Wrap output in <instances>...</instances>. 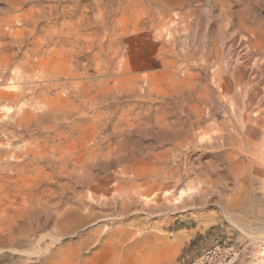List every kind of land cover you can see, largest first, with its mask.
<instances>
[{
	"label": "rangeland",
	"instance_id": "obj_1",
	"mask_svg": "<svg viewBox=\"0 0 264 264\" xmlns=\"http://www.w3.org/2000/svg\"><path fill=\"white\" fill-rule=\"evenodd\" d=\"M21 1V2H20ZM48 1V2H47ZM53 0H27V2H26V0H0V35L1 34H3V35H1L0 36V60H1V62H0V71L1 72H3V70H4V72H3V76H2V78L0 77V83H2L3 81H5L4 82V84H2V85H0V90H1V93H0V109H3V110H5V109H8V108H15V107H17L18 105H20V103H21V100L19 101V97H17L14 93L16 92V89H17V87L19 86V85H21L20 83L17 85L16 83H15V81H17L18 79H19V81L21 80L20 79V74L18 73V72H15L16 70H15V68H14V65H15V62L17 63V61H20L21 59L19 58V57H22V53L24 52V50H26L28 47H32V44H33V42L34 41H36V40H40L41 41V39H42V37H47V35H48V37L49 36H52V35H55V32H58V31H61L62 30V28H64V30H62L61 32H64V34H66V35H72V36H74L76 33H77V31L81 28V29H83V31H84V28H85V31L83 32L81 29H80V31H78V34L77 35H75L74 36V38H76V37H80V40H81V42L84 40V41H86V44H90L88 47L90 48H92L93 47V49H91V50H93V51H95L97 48H99V49H101V50H99V49H97L95 52H91V50L90 49H88V56L86 55V57H87V61H88V63H90V65L91 66H93V63L95 64V62L98 64V65H100V67H102V68H104L103 70H105V71H109V70H113V69H115V66H117L118 68H120V66L119 65H122V62H121V60H124V61H127V60H130L131 62H133L136 66H140V67H149L148 68V70L147 71H145V72H143L145 75L147 74V77H146V79H145V81H144V83H143V85H141V83H139V84H137L136 82L135 83H133L132 81H131V83H130V81L128 82V81H126V82H124V83H122V87H121V89H113V90H107V89H104L103 91H102V93L100 92V93H98V94H100V95H96L95 97H93V99L91 100H88L89 102H93V103H99V105H97L98 107V110H96L95 112H91L90 114H91V116H94V115H97V117L95 118V119H97V122L99 121L100 122V120H101V122L99 123L98 122V124L99 125H97L96 124V130H94V129H92V130H94V131H90L89 133H93V135H89V136H91L92 137V139L90 138V137H88V138H90L89 139V141H92V142H89V147H91L92 146V144H94V146H92V147H95L96 148V151L94 152V150H95V148H92V150H91V148H90V152H91V158L93 157V159H89L87 162H86V164L84 165V166H77V168H76V166H71V168L72 169H74V171H72V169L71 168H69L70 166H67V167H65V168H67V169H65L64 167L62 168V166H60V165H57V164H53L52 163V165H51V162L49 163V162H46V163H44V161H41L40 162V164L38 165V163H39V161H37L38 163H36L35 161H32V163L33 162H35L36 163V166H35V164L33 163H31V162H29V161H21V160H23L22 158H17V159H12L13 160V162H12V160L11 161H7L8 163H7V165H6V161L5 162H3V161H0V165H2V167H0L1 169H0V200L3 202V205H2V202H1V204H0V209H2V207L1 206H4L3 207V209L2 210H0V214L1 213H4V214H1L0 216V222L1 221H4V223L3 222H1L2 224L0 225L1 226V228H0V264H32V262H34L33 264H36V262L35 261H27L26 260V257H25V255H24V251H25V245H29L30 243L28 242V240L30 241V242H33L34 240H35V243H36V241H37V239L39 238V236L40 235H42V233L43 234H46V233H49V232H52L54 229H55V226H54V224H55V220H56V218H57V211H58V209H60L59 207L61 206V208H62V205H63V203H59V202H63V201H65V200H67V202L68 203H70V202H72L74 199H76V200H74V201H76L77 202V204L78 203H80L81 202V200H84L85 198L83 197V199L81 198L82 197V192H81V190L82 191H84L85 189H83V188H81V183L82 182H84V179H85V182L88 180V181H90V182H92V181H98V180H103V179H106V178H110L111 176H112V173L114 172V171H116V169L117 170H119V168H121L120 166H118V164L119 165H121L122 164V167L124 166V165H126V164H129V163H138V165L140 166V167H142V164H143V170H144V172H143V176H144V179L143 180H145L146 179V177H149L150 176V180H149V178L148 179H146V180H149L150 182V185H149V187L148 186H145V189H148L149 188V191H150V194H151V196H153L154 197V199H153V201H151L150 202V204H149V206H144V207H142V205H141V207H140V204H139V207H137V208H139V209H137V211L139 212V214L140 215H138V212L136 211L135 212V214H131V215H129V217L130 216H133V217H130L129 219L130 220H124L123 219V222L124 221H126V222H131L132 224H124V223H126V222H124V223H114V226L116 225V227H122V228H126V229H130L131 227H130V225L132 226V228H134V229H130V230H132L133 232H135V231H138L139 230V228H140V230H144L145 232H149V233H151V234H157L158 236H159V238H157L158 240H154V242H151V243H148V242H146L147 243V246H146V244H143L142 246H137L133 251H130V253L129 252H127L126 251V249L124 248L123 249V256L124 257H126L127 258V262H128V264H135V263H137V264H196L197 263V261H198V258L201 256V254L203 253V251L204 250H207L208 248H210L213 244H220V245H222V250L224 251V252H227V253H229V255H230V257H231V261H232V264H263V262H264V259L262 258V256H263V253H264V250H263V247H264V244H262L260 241H258V240H256V239H251L249 236V234L247 233V232H242V229L240 230V226H245L248 230H253V231H256L260 226H261V224L263 225L264 224V203H263V201H264V196H263V194L261 193L262 191L260 190V187H261V182H260V180L262 179L260 176H258V175H256V174H253V175H250V177H249V175L247 176V178L246 179H244L243 178V182L241 181L240 182V177H241V175L240 174H242V171H243V169H244V167H243V162H245L244 160L248 157V155H247V151H246V147L248 146V145H246L248 142H247V140H246V137H249V135H250V137L249 138H253V139H255L256 140V138L254 137V135L253 134H250L249 133V126H248V124L249 125H253L254 126V124H255V126H257V123L259 124V126L260 125H264V97H263V95H264V87H263V85H264V62H263V60H264V52L261 50L260 52L261 53H259L258 52V54H260V55H258L257 53H255V51L256 50H258L257 49V46H252L251 48H245V46H243V45H241L242 43H244V41H242L243 39H242V33H240V31L241 30H239V28H240V26H242V25H240L241 23L240 22H237L238 20H237V18L238 17H241V16H243V14H244V10H245V12H246V16L245 17H249L248 15H253V14H255L256 13V15L258 14V16H261L262 17V19L264 18V2L263 1H259L258 2V0H257V2L259 3L258 5H257V3L255 2V0H253L254 2V4H255V6H256V8H255V6L253 5V3L251 4V2L252 1H250V0H216V1H214V0H179V1H177V0H143V1H145L144 3H143V1H141V0H60V1H58L57 2V0L56 1H53ZM90 1V2H89ZM110 3V4H108V6H110L111 4H113L114 2L116 3H114L113 5H111V6H115V7H110V9H109V7L106 5L108 2ZM112 1V2H111ZM117 1L119 2V3H117ZM121 1V2H120ZM123 1H126V2H124L123 3ZM137 1H139V2H137ZM190 1V2H189ZM192 1V2H191ZM197 1L198 2H200L199 4L197 3ZM218 1V2H217ZM223 1V2H222ZM232 1L234 2V3H232ZM22 2H24V3H22ZM103 2V3H102ZM141 2H142V4H141ZM172 2V3H171ZM174 2H177L176 4L174 3ZM181 2H183V4L181 3ZM221 2V3H220ZM230 2V3H229ZM238 2H240L239 4H238ZM263 2V3H262ZM17 3H18V5H17ZM29 5H28V4ZM64 3V4H63ZM67 3V5H66V9H68L67 10V12H66V10H65V4ZM121 3V4H120ZM138 3H140L141 5H143L144 4V6H141L140 4L138 5ZM150 3H152V4H150ZM156 3V4H155ZM158 3V4H157ZM171 3V4H170ZM185 3H186V5H185ZM193 3V4H192ZM225 3V4H224ZM237 3V4H236ZM261 3H262V5H261ZM52 4H53V6H52ZM63 4V5H62ZM138 5V6H132V5ZM227 4H228V6L229 7H226L227 6ZM16 5V6H15ZM21 5H22V7H21ZM26 5H28V6H26ZM49 5V6H48ZM60 5H61V7H60ZM78 5V6H77ZM89 7H87V6ZM102 5H104V6H102ZM118 5V6H117ZM131 5V6H130ZM150 5H153V7L151 6V8L149 7ZM155 5V6H154ZM172 5V6H171ZM188 5V6H187ZM219 5V6H218ZM223 5V6H222ZM230 5H231V7H230ZM248 5V6H247ZM253 5V6H252ZM11 6H13L12 8H11ZM15 6V7H14ZM54 6H56V8H58V9H56V8H53ZM68 6V7H67ZM87 8H86V7ZM91 6H93V7H91ZM100 6V7H99ZM127 6H129L128 8H127ZM141 6V7H140ZM148 7V8H150V9H148V8H146V7ZM178 6H181V7H178ZM187 6V7H186ZM190 6V8H188ZM218 6V9L216 8ZM62 7H63V9H62ZM70 7V8H69ZM74 7H75V9H74ZM81 7V8H80ZM83 7H84V9H83ZM96 7V8H95ZM108 7V8H107ZM133 7V8H132ZM175 7V8H174ZM178 7V9H176ZM193 9H192V8ZM221 9H223V10H221ZM225 7V8H224ZM234 7V8H233ZM235 7H236V9H235ZM248 8V10H247V8ZM263 7V9H261V12H260V8H262ZM22 8L24 9V10H22ZM28 8V9H27ZM99 8V9H98ZM101 8H102V10H101ZM129 8H131L130 10H129ZM143 8V9H142ZM146 8V9H145ZM155 8V10H153ZM170 8H172V9H170ZM182 8V10H180ZM184 8V9H183ZM232 8V9H231ZM259 8V9H258ZM59 9H61V10H63L62 12L63 13H60V11L61 10H59ZM69 9H70V11H69ZM81 9H83L85 12H84V14L86 15V17H88V18H86V17H84L85 15L84 14H82L83 13V10H81ZM85 9H92V10H87V12H86V10ZM107 9V10H106ZM113 9V10H112ZM145 9V10H144ZM152 9V12L154 13H148V14H151V15H148L145 11L147 10V11H150ZM211 9H213L212 11H211ZM217 10V11H215V10ZM229 9V11H227V10ZM239 9V10H238ZM244 9V10H243ZM54 10H55V12H57V14L54 12ZM78 10V11H77ZM99 10H101L100 12H99ZM116 10V11H115ZM141 10H142V12H141ZM171 10V11H170ZM177 10H179V12L177 11ZM185 10V11H184ZM188 10V11H187ZM230 10L232 11L233 10V12H235V13H233V14H231L230 13ZM236 10V11H235ZM254 12H253V11ZM26 11H27V13H28V15H29V17H28V15H26L27 13H26ZM59 11V12H58ZM77 13H79V14H76V12ZM81 11V12H80ZM92 11V12H91ZM106 13H109V14H106ZM112 11H113V13H112ZM120 11L122 12V14L120 13ZM128 11V12H127ZM131 11V13H129ZM134 11V13H132ZM145 13H144V12ZM209 11H211V12H209ZM220 11V12H219ZM243 11V12H242ZM95 12V13H94ZM116 12V13H115ZM128 14H127V13ZM137 12H139V13H141L140 15H142L143 16V14H144V17L142 18V16H141V18H142V20H140V21H142V22H140L139 21V18H140V15H138V14H135V13H137ZM165 13V15L166 16H164V13ZM173 12V13H172ZM178 12V13H177ZM226 12H228V13H226ZM249 14H248V13ZM259 12V13H258ZM24 13H25V15H24ZM31 13V14H30ZM59 13V14H58ZM91 14V16L90 15H88V14ZM118 13H119V15L120 16H118ZM127 15H126V14ZM176 13V14H175ZM186 13V14H185ZM194 13V14H193ZM224 13V14H223ZM240 13V14H239ZM261 13V14H260ZM39 14V15H38ZM42 14V15H41ZM51 14V15H50ZM55 14V16L53 17V15ZM60 14H61V17H60ZM67 14V15H66ZM103 14V15H102ZM104 14H106L105 15V18H104ZM113 14V15H112ZM118 16H116V15ZM130 14H131V16H130ZM133 14H135L136 16H134ZM148 16H147V15ZM178 14V15H177ZM193 14V15H192ZM214 14V15H213ZM228 14V15H227ZM230 14H231V16H230ZM260 14V15H259ZM35 15V19L33 18V16ZM37 15H38V17L40 18H38L37 17ZM59 15V16H58ZM63 15V16H62ZM76 15V16H75ZM77 15H78V18H75V17H77ZM81 15H83V16H81ZM130 17H132V18H130ZM154 15V16H153ZM172 15V16H171ZM175 15H177V16H175ZM26 16L28 17L27 19H26ZM30 16H31V18H30ZM58 16V17H57ZM66 18H65V17ZM75 16V17H74ZM80 16V17H79ZM109 16H110V18H109ZM123 16V17H122ZM127 16H128V18H127ZM134 16V17H133ZM151 16V18H149L148 19V17H150ZM155 16H156V18H155ZM160 16V17H159ZM179 16V17H178ZM219 16H220V18H219ZM250 16V17H251ZM46 17V18H45ZM56 17V18H55ZM83 17V18H82ZM91 17H93V18H91ZM98 19H97V18ZM116 17L118 18V21H116L117 19H116ZM125 17V18H124ZM154 17V18H153ZM169 17H170V19H169ZM172 17V18H171ZM183 17V18H182ZM188 17V18H187ZM199 17V18H198ZM209 17V18H208ZM230 17V19H227V18H229ZM235 19H234V18ZM21 18L23 19L22 21H20L21 20ZM62 18H64V21L62 22V23H60V19ZM78 21V19L79 18H81V20L82 21H85L84 19H86L87 21H89V22H86L87 23V26L86 27H81L82 25L83 26H85L86 25V23L85 22H82L81 20H79V23H75L74 21H75V19ZM91 18V19H90ZM127 18V19H126ZM174 18V19H173ZM186 18V19H185ZM225 18H226V21H224L225 20ZM26 19V20H25ZM28 19H30V21L31 22H25V21H27ZM37 19H39V21H37ZM45 19V20H44ZM46 19H48V20H46ZM52 19V20H51ZM54 19V20H53ZM74 21H73V20ZM95 19V21H94V23H93V20ZM101 19V20H100ZM116 19V20H115ZM120 19V20H119ZM129 19V20H128ZM134 20L133 22H132V20ZM138 21H137V20ZM145 19H146V21L147 22H145ZM151 19V20H150ZM156 19H158L157 21H159L160 23H158L157 21L155 22V20ZM171 19H173V20H175V21H172ZM182 19V21H180ZM192 19V20H191ZM216 19V20H215ZM34 20H36V21H34ZM49 20H51L52 22L51 23H53V24H55L56 25V28H58L59 29V27L60 26H58L57 25V23L58 24H60L61 25V28L58 30H56V28H55V25H51V23L50 22H48ZM55 20L57 21V20H59V21H57L56 23H55ZM68 20H69V22H68ZM100 20V21H99ZM109 20V21H108ZM151 21V22H149V25L147 24L148 23V21ZM154 20V21H153ZM163 20V23H161V21ZM168 22H167V21ZM172 22H171V21ZM223 20V21H222ZM229 20V22H227ZM230 20H233V21H230ZM234 20H236V22L234 21ZM4 21H7V22H4ZM29 21V20H28ZM41 21V22H40ZM44 21H46V24L45 23H43ZM92 21V22H91ZM106 21V22H105ZM108 21V22H107ZM112 21H115V22H112ZM131 21V23H129ZM135 21H137V22H135ZM201 21V22H200ZM221 21H222V23H221ZM263 21V23H264V19L262 20ZM22 22V23H21ZM34 22V23H33ZM39 22V23H38ZM47 22L49 23V24H47ZM74 23V24H70V23ZM82 22V23H81ZM95 22H96V24H95ZM102 22V23H101ZM117 22V23H116ZM118 22H122V24L121 23H118ZM139 22V23H138ZM177 22V23H176ZM181 22H183L182 24L183 25H185V27H183V28H181L182 27V25H181ZM187 22V23H186ZM210 22V23H209ZM216 22V23H215ZM225 22H226V24H225ZM235 22V23H234ZM6 23V24H5ZM24 23V24H23ZM26 23H31V24H34V25H29V24H26ZM38 23V24H37ZM40 23H41V25L44 27V26H46V27H48V30L50 29V28H53L54 30H56V31H54L53 29H51L52 31H50L49 33H47L46 34V32L48 31L47 30V28L46 27H42L41 28V26H39L40 25ZM43 23V24H42ZM67 23H68V25H67ZM90 23H92V24H90ZM112 23V24H111ZM113 23L115 24V25H113ZM137 23V24H136ZM144 23V24H143ZM146 23V24H145ZM170 23V24H169ZM200 23V24H199ZM209 23V24H208ZM228 23V24H227ZM237 23H239V25H238V27H237ZM3 24H5V25H3ZM9 24L13 27V28H11V26H9ZM26 24V25H25ZM79 24V25H78ZM82 24V25H81ZM88 24H90V25H88ZM95 24V25H94ZM103 24V25H102ZM108 24V25H107ZM116 24H118V25H123V26H118V25H116ZM138 25V27H136V26H134V25ZM141 24H143V25H141ZM154 24V25H153ZM156 24H157V26H156ZM158 24H161V25H158ZM174 24H175V26H174ZM231 24V25H230ZM36 25H38L39 27H37ZM47 25H49V26H47ZM50 25L51 26H54V27H50ZM71 25H72V27H71ZM92 25V26H91ZM98 25H99V27H98ZM104 25H107L106 27H104ZM179 25V26H178ZM197 25V26H196ZM212 25V26H211ZM216 25V26H215ZM227 25H229L230 27H228ZM21 26H23V27H21ZM27 26H28V28H27ZM33 26V27H32ZM36 26V27H35ZM63 26V27H62ZM69 26H70V28H69ZM78 26H79V28H78ZM89 26H90V28H89ZM112 26L114 27V29L112 28ZM139 26H140V28L141 29H139ZM145 26H146V28H150L149 30L148 29H146L145 28ZM152 26H155V27H159V28H157V30H156V28H154V27H152ZM178 26V27H177ZM190 26V27H189ZM208 26V27H207ZM234 26V28H232ZM24 27H25V29L26 30H24ZM29 27H31V28H29ZM68 27V28H67ZM94 29H93V28ZM96 27H98V28H96ZM117 27L119 28V29H117ZM127 27L129 28L128 30H127ZM165 27V28H164ZM238 29H237V28ZM18 28V29H17ZM20 28H21V30H20ZM22 28H23V30H22ZM36 28H37V30H36ZM39 28H41V29H39ZM46 28V32L45 31H43L44 29ZM78 28V29H77ZM89 28V29H88ZM91 28H92V30H91ZM102 28V29H101ZM117 30H116V29ZM146 30H145V29ZM161 28H163L162 29V31H160L161 30ZM188 28V29H187ZM198 28V29H197ZM216 28V29H215ZM226 28V29H225ZM11 29V31H9ZM17 31H16V30ZM28 29V30H27ZM43 29V30H42ZM73 30V33H74V35H73V33H72V30ZM96 29V30H95ZM98 29V30H97ZM105 29V30H104ZM107 29V30H106ZM111 30V31H109V30ZM121 29H122V31H121ZM136 29V30H135ZM137 29H139V32H138V30ZM153 29L154 30H156V32L154 31L153 32ZM221 29V30H220ZM228 29V30H227ZM13 30V31H12ZM20 30V31H19ZM33 30H35L34 32H33ZM68 32H67V31ZM77 30V31H76ZM87 30V31H86ZM89 30V31H88ZM95 30V31H94ZM100 30V31H99ZM112 30H115V31H112ZM119 30H120V32L122 33V34H120V32H119ZM125 30V31H124ZM135 30V31H134ZM140 30H142V31H140ZM143 30H145V31H143ZM152 30V31H151ZM164 30V31H163ZM167 30H169L170 32V34H171V37H170V34L168 33V31ZM178 30V31H177ZM231 30V31H230ZM235 30H236V32H235ZM238 30H239V32H238ZM15 31L16 32H18V33H15ZM25 33V31H26V33L25 34H23V32ZM27 31H28V33H27ZM31 31L33 32V33H31ZM38 31V32H37ZM40 31H42V32H40ZM54 31V32H53ZM76 31V32H75ZM90 31H92L91 33H90ZM95 33H94V32ZM101 31H102V33H101ZM106 31H108V32H106ZM123 31L126 33H124L123 34ZM160 32V33H158V32ZM173 31H175V33L173 32ZM197 31V32H196ZM208 31V32H207ZM226 31V32H225ZM14 32V33H13ZM44 32H45V34L46 35H43L44 34ZM80 32V33H79ZM81 32H82V36L84 35V39H83V37L82 36H80L81 35ZM86 32V33H85ZM87 32H89L88 34L90 35V36H92V38H89L90 36H88V37H86V34H87ZM97 32H100V34L101 35H99V33H97ZM106 32V33H105ZM114 33L115 32V34L114 35H116V36H114V35H112V34H110V33ZM129 32V33H128ZM153 32V33H152ZM163 32H165V34L163 33ZM167 32V33H166ZM206 32V33H205ZM215 32V33H214ZM235 32V35H233V33ZM239 34H238V33ZM20 33H21V35H22V37H23V39H22V37H21V35H20ZM31 33V34H30ZM40 33H42V34H40ZM68 33V34H67ZM92 33H94V36L95 35H97V37L98 36H100V37H98V39H97V37L95 36V37H93V34ZM108 33V34H107ZM117 33V34H116ZM128 33V34H127ZM155 33V34H154ZM27 34H28V36H27ZM37 34H39V35H37ZM50 34H52V35H50ZM149 34V35H148ZM154 34V35H153ZM157 34L159 35V36H157ZM164 34V35H163ZM14 35H17V36H14ZM31 35V36H30ZM36 37H35V36ZM43 35V36H42ZM110 35H111V37H110ZM119 35V36H118ZM125 37H124V36ZM139 35H144V36H139ZM146 35V36H145ZM167 35V36H166ZM173 35H175V36H173ZM12 36V37H11ZM18 36H20V37H18ZM24 36H25V38H24ZM40 36H41V38H40ZM71 36V37H72ZM107 36V38H108V40H107V38H105ZM109 36V37H108ZM113 36V37H112ZM123 36V37H122ZM157 36V37H156ZM162 36V37H161ZM166 36V37H165ZM208 36V37H207ZM231 36V37H230ZM233 36V37H232ZM242 36V37H241ZM15 37H17V40H18V43H20L19 45H20V47H19V45H17L18 43H16L17 41H16V38ZM35 39L36 38V40H34L33 38ZM118 37V38H117ZM119 37H121V38H119ZM154 37V38H153ZM159 37V38H158ZM168 37H170V38H168ZM174 37V38H173ZM241 37V38H240ZM13 38V39H12ZM28 40H27V39ZM29 38H30V41H29ZM93 38H95V40H98L97 42L93 39ZM100 38V39H99ZM123 38V39H122ZM161 38H163V40L164 41H166V44L167 45H164L163 43H165ZM164 38H166V39H164ZM173 38V39H172ZM212 40H211V39ZM230 38H232V39H230ZM237 38H240V39H237ZM26 39V40H25ZM87 39V40H86ZM91 40V41H93L92 43L91 42H89L88 40ZM105 39V40H104ZM110 39H111V41L113 40L114 42H111L110 41ZM117 39H120V40H117ZM170 39V40H169ZM228 39V40H227ZM15 40V41H14ZM34 40V41H33ZM104 40V41H103ZM106 40H107V42H106ZM121 40H122V42H121ZM161 40V41H160ZM170 41V43H169V41ZM211 40V41H210ZM216 40H218V41H216ZM240 40V41H239ZM14 41V42H13ZM119 43H118V42ZM160 41V42H159ZM171 41H172V43H171ZM207 41V42H206ZM227 41V42H226ZM237 41H238V43H237ZM262 41V42H261ZM13 42V43H12ZM21 42H23V44L21 43ZM102 42V43H101ZM105 42V43H104ZM118 44L117 46H116V43ZM122 44H121V43ZM127 42V43H126ZM212 42V43H211ZM213 42L215 43V44H213ZM240 42V43H239ZM242 42V43H241ZM25 43V44H24ZM27 43V44H26ZM31 45H30V44ZM99 43V44H98ZM108 43H110V44H108ZM163 45H162V44ZM208 43V44H207ZM227 43V44H226ZM22 44V45H21ZM43 44V43H42ZM91 44H92V46H91ZM94 44V45H93ZM98 44V45H97ZM102 44V46H100ZM106 44H107V46H109L108 48H110L111 49V47L114 49H112L113 50V52H112V50L111 51H109L110 49H106L107 48V46H106ZM112 44H114L115 45V47L117 48V47H119V45L121 44V46L122 45H124L125 47H123V48H118V49H115L113 46L114 45H112ZM159 44V45H158ZM162 45V49H164V50H166V52L165 51H163L162 49H161V51L159 50L160 48V46ZM169 44V45H168ZM171 44V45H170ZM210 44V45H209ZM216 44H218V45H216ZM224 44V45H223ZM237 44H238V47H236L237 46ZM17 45V46H16ZM27 45H29V46H27ZM95 45H97V46H95ZM103 45H105L104 47H103ZM208 45V46H207ZM233 45H236V46H233ZM258 45L261 47V46H263L264 45V39L263 40H260L259 41V43H258ZM22 46V47H21ZM24 46H25V48H24ZM27 46V47H26ZM95 46V47H94ZM100 46V47H99ZM111 46V47H110ZM159 46V47H158ZM165 46H168V48L167 47H165ZM227 46V47H226ZM19 48V50H20V48H21V50L20 51H22V52H20L19 50H18V48ZM102 47V48H101ZM106 47V48H105ZM157 47H158V50H157ZM165 47V48H164ZM217 47H220V48H217ZM232 47V48H231ZM236 47V48H235ZM242 47H244V48H242ZM94 48H96L95 50H94ZM105 48V49H104ZM207 48H210V49H207ZM242 48V49H241ZM263 48V47H262ZM22 49H24V50H22ZM102 49L104 50V51H102ZM172 49V50H171ZM231 49H232V51H231ZM236 49L238 50L239 49V51H237V52H235L236 51ZM99 50V51H98ZM115 50H116V53H115ZM120 50H123V51H120ZM194 50V51H193ZM216 50V51H215ZM218 50V51H217ZM241 50V51H240ZM245 50V51H244ZM249 51L250 50V53H252L253 54V56L250 54V53H247V51ZM260 50V49H259ZM18 51V52H17ZM100 51H101V56H100ZM106 51H107V53H109V54H107L106 53ZM156 51H158V53L159 54H157V52ZM168 51V52H167ZM188 51V52H187ZM228 51H229V55H228ZM252 51V52H251ZM20 52V53H19ZM91 52V53H90ZM96 52H98V54L96 53ZM103 52V53H102ZM104 52H105V55H103L104 54ZM112 52V53H111ZM125 52V53H124ZM127 52V53H126ZM155 52H156V54H155ZM160 52H162L161 54H160ZM163 52H165V53H163ZM176 54H175V53ZM179 54H178V53ZM184 52L186 53L185 55H188L189 57H190V54L189 53H192L191 54V58H188L189 59V61H188V59L186 58V57H188V56H185L184 55ZM212 54H211V53ZM243 53V55L241 54V53ZM246 52V53H245ZM14 53V54H13ZM58 53V52H57ZM61 53V52H60ZM60 53H58V54H56V52L55 51H50V52H48L47 54H49L48 55V57H44V59L43 58H41L40 60H38V58H33V59H35L34 61H31L30 62V64H29V66H30V68H29V66L28 65H26V66H28V67H26L25 69H28V70H26L25 72H24V74L23 75H26L28 72L30 73V76H34L33 78H37L36 76H38V73H40L41 74V70H43V68L44 67H47V66H49V67H47V68H50V67H52V68H59V67H61L62 66V64H60V63H62L61 61H59V60H64V57H65V54H60ZM174 53V54H173ZM200 53V54H199ZM208 53V54H207ZM235 53V54H234ZM237 53V54H236ZM16 54V55H15ZM22 54V55H21ZM56 54V55H55ZM91 54H92V59L90 58L91 57ZM97 54V55H96ZM115 54V55H114ZM122 54V55H121ZM128 54V55H127ZM141 54H142V56H141ZM199 54V55H198ZM210 54V55H209ZM214 54V55H213ZM232 54V55H231ZM239 54V55H238ZM262 54V55H261ZM12 55H14V56H12ZM60 55V56H59ZM62 55V56H61ZM111 56V58H109L110 56ZM112 55H114V56H112ZM119 55H121L120 57H119ZM154 55V56H153ZM158 57V55H160L157 59H156V56ZM167 55V56H166ZM170 55H172V56H169ZM173 55H175L177 58H178V60H177V58L175 59L174 58V56ZM194 55V56H193ZM195 55H197V56H195ZM228 55V56H227ZM246 55V56H245ZM256 55V56H255ZM105 58H104V57ZM123 56H124V58H123ZM128 56V57H127ZM149 56V57H148ZM183 56H185V58L187 59V61L190 63V62H192V63H194L193 65H192V63H190V65H188L189 63L187 62V63H185L186 62V60L183 58ZM206 56V58H204V57ZM219 56V57H218ZM234 56L236 57L235 58V60H234ZM244 56V57H243ZM251 58V60H249L248 58L249 57ZM260 56V57H259ZM17 57H18V59H20V60H18L17 59ZM60 59H59V58ZM85 57V58H86ZM102 57H103V59H102ZM118 57V58H117ZM172 57V58H171ZM182 57V58H181ZM209 57V58H208ZM211 57H213L212 59H211ZM237 57H238V59H237ZM240 57V58H239ZM246 57H248V58H246ZM263 57V58H262ZM17 60H16V59ZM88 58H90L89 60H88ZM95 58V59H94ZM114 58V59H113ZM160 58V59H159ZM171 60H170V59ZM174 58V59H173ZM181 58V59H180ZM195 59L194 60V62H193V59ZM224 58L226 59V60H224ZM259 59L258 61H257V64L255 63L256 61H253L252 59ZM262 60H261V59ZM16 61H15V60ZM100 59V60H99ZM106 59L107 60H109V61H106ZM111 59H113V60H111ZM168 59V60H167ZM196 59H198V60H196ZM205 59V60H204ZM213 59H215V60H213ZM218 59V60H217ZM15 62H14V61ZM48 60V62H46ZM83 60H85V59H83ZM94 61L93 63H92V61ZM176 61V63H174L173 64V61ZM179 60H180V62H179ZM222 60H224V61H222ZM233 60H234V62H233ZM237 60V61H236ZM91 61V62H90ZM107 63V65L105 64V62ZM160 61V62H159ZM183 61V62H182ZM204 61H206V62H204ZM238 61H242L241 63H239ZM249 61V62H248ZM251 61H253V62H251ZM6 63V64H4V63ZM14 64H13V63ZM112 62H114V63H112ZM120 62V63H119ZM180 64H178V63ZM182 62V63H181ZM200 62V63H199ZM225 62V63H224ZM229 62V63H228ZM237 62H238V64H237ZM249 64H248V63ZM259 62V63H258ZM262 62H263V66H262ZM9 63V64H8ZM12 63V64H11ZM35 63H37V64H35ZM38 63L39 64H42V65H38ZM44 63V64H43ZM48 63H50L51 65H48ZM99 63H102V64H99ZM110 63V64H109ZM119 63V64H118ZM155 63V64H154ZM195 63H196V65H197V63H198V65L197 66H195ZM227 63V64H226ZM231 63V64H230ZM232 63H233V65H232ZM261 63V64H260ZM118 64V65H117ZM146 64V65H145ZM174 65V66H172V65ZM182 64V65H181ZM219 64V67L217 66ZM223 64H224V66H223ZM249 65V68H248V66H246V65ZM256 64V65H255ZM258 64H260V65H258ZM5 65H6V67H5ZM12 65V66H11ZM17 65V64H16ZM15 65V66H16ZM34 65H35V67L37 68V70L35 69V67H34ZM112 65V66H111ZM169 65V66H168ZM177 65H179V66H177ZM184 65V66H183ZM186 65V66H185ZM187 65H188V68H187ZM232 65V66H231ZM234 65H235V67H234ZM251 65H252V67H251ZM254 65V66H253ZM258 65V66H257ZM2 66V67H1ZM39 66H41L42 68H39ZM95 66V65H94ZM109 66H111L112 68L111 69H109ZM152 66V67H151ZM153 66H155V67H153ZM160 66L161 67H163L162 69H160ZM164 66H166V68L164 67ZM170 66H171V68H170ZM177 68H176V67ZM189 66H190V68H189ZM195 68H194V67ZM228 68H227V67ZM240 66V67H239ZM243 66V67H242ZM106 67H107V69H106ZM151 67V68H150ZM156 67H157V69H156ZM179 67L181 68V69H179ZM183 67V68H182ZM204 67V68H203ZM224 67H226L227 69H225ZM245 67H247V69L245 68ZM258 67V68H257ZM1 68H2V70H1ZM14 68V70L12 71V69ZM187 68V69H186ZM194 68V69H193ZM206 68V69H205ZM217 68H219V69H217ZM222 68H223V70H222ZM229 68H230V70H229ZM232 68H233V70H232ZM238 68V69H237ZM246 70H245V69ZM250 68H251V70H250ZM260 68H262L261 70H259ZM11 69V70H10ZM33 69H35V70H33ZM151 69V70H150ZM153 69V70H152ZM160 69V70H159ZM172 69V70H171ZM183 69H186V71H188V73H189V77H188V73L185 71V70H183ZM189 69V70H188ZM198 71H197V70ZM220 69H221V73L223 72V74H220ZM259 70V74L257 73L258 72V70ZM34 71L35 72V74H34V72H30V71ZM182 70V71H181ZM202 70V71H201ZM210 70V71H209ZM212 70V71H211ZM213 70H214V72H213ZM239 70V71H238ZM11 71V72H10ZM170 71V72H169ZM179 71H180V73H179ZM185 71V72H184ZM191 71H193V75H192V73H191ZM195 71V72H194ZM219 72V74L218 73H216V72ZM230 71V72H229ZM183 72V73H182ZM208 74H207V73ZM210 72V73H209ZM239 72H241V73H239ZM249 72V73H248ZM251 72H253V73H251ZM14 73V74H13ZM18 73V74H17ZM29 73L27 74L28 76H29ZM177 73H178V75H177ZM186 73V74H185ZM200 73V74H199ZM206 73V74H205ZM229 75H228V74ZM247 73V74H246ZM258 75H257V74ZM260 73H262V75H263V77H261L262 75L260 74ZM33 74V75H32ZM166 74H168V76L166 75ZM182 74H184V75H182ZM212 74H213V76L216 74V75H219V77H220V75H221V80H223V84L222 85H220L219 86V84H216V83H214V80H213V76H212ZM242 76V77H244V76H246V77H244V78H242V77H240V75ZM243 74V75H242ZM15 75H16V77H15ZM26 75V76H27ZM152 75H154V76H152ZM156 75V76H155ZM159 75V76H158ZM163 75H165V77L163 76ZM203 75V76H202ZM239 75V77H237ZM248 75H250V76H248ZM261 75V76H260ZM161 76V77H160ZM173 78H175V79H173ZM178 76V77H177ZM194 76V77H193ZM210 76V77H209ZM11 77V78H10ZM13 77V78H12ZM19 77V78H18ZM104 77V76H103ZM149 77V79H148V81L149 80H152L153 81V83H155V84H151L152 83V81H151V83L150 82H148L147 81V78ZM152 77H155V78H153V79H157L158 81H160V83L156 80V82L158 83H156L155 82V80H153L152 79ZM157 77H159V78H157ZM167 77V80L166 79H164V78H166ZM168 77H169V79H168ZM192 77V78H191ZM225 77V78H224ZM227 77V78H226ZM229 77H232V78H229ZM251 78L252 79V81L249 79V78ZM17 80H16V79ZM104 78H106V77H104ZM162 78V79H161ZM172 80H171V79ZM177 78H182L181 80H179V79H177ZM210 78H212V79H210ZM238 79V81L239 82H237L236 83V81H237V79ZM247 78H248V86H247ZM11 79V80H10ZM159 79H161V80H159ZM177 79V80H176ZM191 79H192V81H191ZM196 80V82L194 81V80ZM210 79V80H209ZM8 80V81H7ZM12 80H13V82H12ZM163 80H164V83H163ZM165 80H166V82H165ZM175 80V81H174ZM183 80V82L184 81H186L185 82V84L187 85L186 86V88H188V87H190L192 90L194 89V90H196L195 91V93H193L194 91H192L190 88H188V90H186L185 89V84L183 83V82H181ZM227 80L230 82H228V84H227ZM233 80H234V83H236V84H234L233 83ZM243 82H242V81ZM161 81H162V83H161ZM177 81V82H176ZM187 81H189V82H187ZM194 81V82H193ZM203 83H202V82ZM211 81V82H210ZM246 81V82H245ZM173 82V83H172ZM8 83H10V84H8ZM14 83V84H13ZM148 83H150L149 84V88H147L148 86H146ZM166 83V84H165ZM168 83H170V84H168ZM172 83V84H171ZM175 83V84H174ZM181 83V84H180ZM183 83V84H182ZM193 83H194V85H195V87L197 88V89H195L194 88V85H193ZM210 85H209V84ZM12 84V85H11ZM136 84H137V86H136ZM145 84V85H144ZM166 86H165V85ZM168 84V85H167ZM175 86H174V85ZM179 84V85H178ZM225 84H227V85H225ZM240 86V88H239V86ZM244 84V86H242ZM249 84H250V86L251 87H253L254 86V89L253 88H251L250 86H249ZM253 86H252V85ZM15 85L17 86V87H15ZM131 86V90H129L130 89V86ZM133 85H134V87H136L134 90H132L134 87H133ZM157 85V86H156ZM164 86V88H163V86ZM181 87L182 85H183V87H184V89H183V92H184V94H185V96L183 97V92H182V87L180 88L181 89V91H178V89H179V87ZM181 85V86H180ZM200 85V86H199ZM216 85V86H215ZM224 85V86H223ZM233 85V86H232ZM104 86V85H103ZM125 88H127V89H125ZM151 86H152V88L153 89H155L154 91L151 89ZM167 86L170 88H168L167 90H166V88H167ZM171 86L173 87V88H171ZM211 86V87H210ZM219 86V87H218ZM237 86H238V88H237ZM128 87H129V89H128ZM141 87H143V88H141ZM146 87V88H145ZM156 87V88H155ZM160 87H162V88H160ZM175 87H177L178 89H176ZM213 87V88H212ZM227 87V88H226ZM245 87V89L247 90V88L249 87V88H251V89H249L248 88V92L247 91H245L244 89H241V88H244ZM260 87V88H259ZM13 88V89H12ZM160 88V92H161V94H160V92L159 91H157L158 89ZM176 89V92H175V89ZM199 88V89H198ZM205 88V89H204ZM220 88V89H219ZM257 88V89H256ZM263 88V89H262ZM144 89H151L150 90V92H149V96H147L148 95V91L147 92H145L144 91ZM163 89V90H162ZM240 89V90H239ZM260 89H262V90H260ZM106 90V91H105ZM122 90H124V91H122ZM166 90V91H165ZM173 90H174V92L175 93H172L173 92ZM190 90V91H189ZM211 90V91H210ZM214 90H216V91H214ZM233 90V91H232ZM241 90H243V91H241ZM250 90H252V91H250ZM255 92H254V91ZM256 90H257V93H256ZM112 91H117V93H115V92H112ZM125 91H127V92H125ZM133 91V92H132ZM142 91H144V95L146 94V97H144V95H143V93H140V92ZM156 92L155 94H152V92ZM162 91L164 92V93H162ZM168 91V92H167ZM172 91V92H171ZM187 91V92H186ZM220 91V92H219ZM262 91V92H261ZM108 92V93H107ZM122 94H121V93ZM125 92V93H124ZM130 92H132V94L130 93ZM137 92H138V94H137ZM159 92V93H158ZM172 93V94H168V93ZM177 92H182L181 93V95L179 96V93H178V96L180 97V99L178 98L177 100L179 101L177 104H176V102L177 101H175V99L178 97L177 96ZM192 92V93H191ZM227 92V93H226ZM233 92V93H232ZM238 92V93H237ZM247 92V93H246ZM251 92V93H250ZM135 93V94H134ZM158 93V94H157ZM167 93V94H166ZM220 93V94H219ZM225 93L226 94H228V95H225ZM240 93H242L241 95H240ZM254 93V94H253ZM256 93V94H255ZM263 93V94H262ZM103 94V95H102ZM106 94V95H105ZM107 94H111V98L109 97V95H107ZM114 94V95H113ZM117 94V95H116ZM134 94V95H133ZM140 94V95H139ZM142 94V95H141ZM156 94H157V96H158V98H156L157 96H156ZM189 96H188V95ZM190 94H192V96H190ZM232 94H234V95H232ZM120 95H121V97H120ZM161 95V96H160ZM164 95H165V97H164ZM166 95H168V96H166ZM174 95V96H173ZM175 95L177 96V97H175ZM190 98V99H187L188 97ZM194 95V96H193ZM220 95H222V96H220ZM224 95V96H223ZM258 95V96H257ZM262 95V97H260ZM97 96L99 97V98H97ZM105 98H104V97ZM115 96V98L117 99L118 97H119V101L118 100H116L115 98H113ZM128 98H127V97ZM141 96H142V98H141ZM156 96V97H155ZM161 97V99H160V97ZM171 97V99L172 100H170V97ZM173 96V97H172ZM253 96V97H252ZM54 97V98H53ZM102 97V98H101ZM109 97V100L107 99ZM123 97V98H122ZM125 97V98H124ZM143 97H144V99H143ZM155 99H154V98ZM166 97H169V98H167V101H166ZM196 97V98H195ZM228 97V98H227ZM232 97V98H231ZM255 97V98H254ZM49 98H53V101L55 102V100H57L56 102H57V104H56V102L53 104V102H52V104L53 105H58V99L56 98V96L54 95V91L53 92H51L50 94H49ZM115 101H117V102H115L114 103V100ZM122 98V99H121ZM133 98V99H132ZM164 99V101L162 102V101H160V100H163ZM181 98H186L185 99V102L187 101V104L184 102V101H182L181 102ZM241 98V99H240ZM262 98V99H261ZM105 100V101H103V100ZM121 99V100H120ZM123 99H124V101H126V103H124V101H123ZM137 99V100H136ZM147 99V100H146ZM169 99V100H168ZM183 99V100H184ZM194 99V100H193ZM196 99H198L199 101H197ZM215 99V100H214ZM217 99V100H216ZM220 99V100H219ZM224 99V101H222ZM227 99H229V100H227ZM231 99V100H230ZM250 99V100H249ZM252 99V100H251ZM256 99H258V100H256ZM101 100V101H100ZM136 100V101H135ZM148 100H150V101H148ZM155 100H156V102H155ZM192 100H193V103H192ZM109 101V104L111 105V104H116V103H120V101H122L121 103L123 104H117V106H119V110H118V107L115 105H112L111 106V108H110V105L109 104H105L106 102H108ZM129 101H131V102H129ZM133 101H135V102H133ZM141 102V103H139V102ZM158 101H159V103H158ZM166 101V102H165ZM218 101H220V102H218ZM231 101V102H230ZM241 101V102H240ZM254 101V102H253ZM257 101H258V105L256 104L257 103ZM19 102V103H18ZM112 102V103H111ZM131 103L132 105L130 106V104L129 103ZM144 102L146 103V104H144ZM149 102H151V103H149ZM162 102V103H161ZM176 104V105H179L180 103L181 104H183V106L180 104L179 106H172V105H175L174 103ZM188 102H189V104H188ZM210 102H211V104H213V105H211L210 104ZM240 102V103H239ZM249 102L251 103V104H249ZM93 103H90V104H93ZM97 103V104H98ZM129 105H128V104ZM134 103H135V106L138 104V105H140L141 104V106H134ZM165 103V105H167V103L169 104V106H170V104H172L171 106H170V108H172L173 107V109L172 110H174V108H175V111H172L171 109V111H166V112H172V113H169L168 115H167V113L164 111V110H166V109H169L168 108V105L167 106H163V104ZM226 103V104H225ZM229 103V104H228ZM234 104V105H232V104ZM14 104V105H13ZM126 104H127V106H129V107H127L126 106ZM152 105V107H151V105ZM192 106H191V105ZM200 105V106H198V105ZM203 104V105H202ZM220 104V105H219ZM252 104L254 105V106H252ZM256 104V105H255ZM10 105H12V106H10ZM15 105H17V106H15ZM104 105V106H103ZM106 105V106H105ZM109 105V106H108ZM126 106L127 108H123L122 106ZM150 105V106H149ZM155 107H154V106ZM193 105H194V108H193ZM196 105V106H195ZM210 105V106H209ZM230 105V106H229ZM242 105V106H241ZM262 105V106H261ZM5 106V107H4ZM15 106V107H14ZM101 106H103V107H101ZM108 106V107H107ZM121 106V107H120ZM134 106V107H133ZM151 107V111H149L150 110V108H148L147 110H148V112H147V110H146V107ZM187 106V107H186ZM189 106V107H188ZM198 106V107H197ZM212 106V107H211ZM214 106V107H213ZM228 108H227V107ZM100 107H101V109H102V112H101V110H100V112L99 113H97V111H99V109H100ZM105 107V109H103ZM114 107H115V110H114ZM117 107V108H116ZM144 108L145 107V109H142V110H144V111H142V110H140L141 108ZM157 107V108H156ZM162 107H164L163 109H161ZM167 107V108H166ZM184 107H185V109H184ZM190 107H192L191 108V110H189L190 109ZM240 107V108H239ZM250 108V110H249V108ZM254 109H253V108ZM256 107V108H255ZM258 107V108H257ZM263 107V108H262ZM5 108V109H4ZM107 108H109V111L107 110ZM121 108V109H120ZM136 108V110H134ZM166 108V109H165ZM177 108H179V109H177ZM182 110H181V109ZM197 108V110L196 111H194V109H196ZM203 108V109H202ZM208 108H212L211 110L210 109H208ZM227 108V109H226ZM234 108V109H233ZM235 108H237V109H235ZM239 108V109H238ZM260 108V109H259ZM124 111H123V110ZM126 109H128L129 110V112H128V110H126ZM132 109V110H131ZM188 109V110H187ZM193 109V110H192ZM199 109V110H198ZM206 109V110H205ZM216 109V110H215ZM251 109H252V111H251ZM104 110H106V112L104 111ZM120 112L121 110V113H119L118 111ZM125 110L128 112L127 114H125L124 112H125ZM130 110L133 112L131 115H130ZM146 110V111H145ZM157 111L156 113H154L155 111ZM177 110H180V111H178V113H179V115H178V113H176L177 112ZM226 110V111H225ZM228 110H230L231 111V113H230V111H228ZM235 110V112H232V111H234ZM241 110V111H240ZM114 111H117V113H119V114H116ZM136 113H138V114H136ZM143 113H142V112ZM184 113H183V112ZM190 111H193L194 112V114H193V112H190ZM212 111V112H211ZM258 111V112H257ZM61 111H59V115L61 114L62 115V113L63 112H61ZM110 112V115L109 114H107V113H109ZM114 112V113H113ZM141 112V113H140ZM151 112V114H155V117L157 116V119L155 118V117H153L151 114H148V113H150ZM163 112H165V113H163ZM174 112H175V114H174ZM182 112V113H181ZM188 112V113H187ZM206 112V113H205ZM214 112V113H213ZM228 114H227V113ZM239 112H240V114H239ZM254 112V113H253ZM104 113H106L107 114V116H106V114H104ZM113 113V114H112ZM147 115H149V116H146L145 114ZM186 113V114H185ZM190 113H192V116H193V118L195 119V122L194 121H192L191 120V114ZM199 113V114H198ZM203 113H204V116H201V115H203ZM210 113V114H209ZM211 113H212V115H211ZM233 113V114H232ZM241 113H243V114H241ZM246 115H245V114ZM262 114V115H260L259 116V119H258V117H257V119H254V118H252V117H254V115L256 114V116H258V114ZM100 114V115H99ZM102 114H104L103 115V117L104 118H102L103 120H105V118L106 119H108L106 122L104 121V122H102L103 120L102 119H100L99 120V118H101L102 117ZM119 115L118 117L116 116V115ZM123 114H125V115H127V117H129V115H130V117L132 118L131 120H129V123H130V125L128 126V125H126V123H124L125 124V127H124V124H123V122H125L126 120L125 119H121V117L123 116ZM129 114V115H128ZM135 114H136V116H135ZM157 114V115H156ZM162 114H163V117H165V118H162L161 116H162ZM175 115V116H173V115ZM182 114H185V115H183L182 116ZM188 114H189V116H188ZM196 114H197V116H196ZM230 114H232V115H230ZM249 114H250V116H249ZM252 114V115H251ZM115 115V116H114ZM134 115V116H133ZM137 115H141L140 116V118H139V116H137ZM144 117H143V116ZM151 115V116H150ZM186 115L190 118V120H189V118L188 117H186ZM208 115V116H207ZM235 115V116H234ZM238 115V116H237ZM242 115H244L243 117H242ZM106 116V117H105ZM114 116V117H113ZM169 116L171 117H174V118H169ZM176 116H179V118L178 117H176ZM199 116V117H198ZM201 116V117H200ZM230 116H231V118L232 117H235V118H230ZM45 116H43L42 118H44ZM110 117H112V119L110 118ZM130 117L128 118V119H130ZM135 117H138V119H136ZM146 117L148 118V119H146ZM168 117V118H167ZM199 118V120L197 119V118ZM242 119H244V120H240L241 118ZM250 117V118H249ZM41 118V119H42ZM51 117H47L46 116V118H44V120L42 119L41 121H40V123H47V122H49V119H50ZM116 118H117V124H116V121H114V119L116 120ZM135 118V119H134ZM144 118V119H143ZM149 118H151L150 120H149ZM160 118V119H159ZM162 118V119H161ZM166 118L167 119H169V120H166ZM186 118V119H185ZM188 118V119H187ZM192 118V119H193ZM201 118V119H200ZM206 118V120H204ZM208 118V119H207ZM237 118H239V120L237 119ZM52 120H53V118H51ZM95 119H93V120H95ZM134 119V120H133ZM141 119H142V121H141ZM154 119V120H153ZM171 119H173L174 120V124L172 123L171 124V122L170 121H172L173 122V120H171ZM176 119V120H175ZM177 119L179 120V121H177ZM210 119V121H208ZM231 119V120H230ZM235 119V120H234ZM249 119V120H248ZM121 120H123V121H121ZM135 120H136V122H135ZM144 120V121H143ZM146 120V121H145ZM161 120H166V121H161ZM180 120H182V121H180ZM233 120V121H232ZM44 121V122H43ZM62 120H60L59 122H60V124L58 123V127H60V128H63L64 126V123L63 122H61ZM119 121H121L122 123H121V125H120V122ZM134 121V123H132ZM186 121V122H185ZM190 121L192 122L191 124H190ZM197 121V122H196ZM200 121V122H199ZM203 121V122H202ZM206 121V122H205ZM223 121L225 122L224 124H223ZM226 121H228V122H232L233 124H231V125H233V126H235L234 124H236V123H240V121H242L241 123H242V125H240L239 123V125L238 124H236V126L235 127H233V126H231L229 123H227ZM234 121H236V122H234ZM255 121H257V122H255ZM95 122V121H94ZM111 122H113L114 124H113V126L111 125L112 123ZM140 122H142V123H140ZM146 122V123H145ZM165 122H167L166 124H167V128H168V130H167V128L165 127ZM168 122L170 123V124H168ZM194 122V123H193ZM220 122H222L221 124H220ZM243 122H246V123H243ZM248 122V123H247ZM254 122V123H253ZM96 123V122H95ZM104 123V124H103ZM109 123V124H108ZM160 123V124H159ZM175 123H177L176 124V128H180V126H182L181 127V131L179 130V129H176L174 126H175ZM179 123V124H178ZM181 123H183L182 125H181ZM184 123H187L188 124V126L189 127H187L186 126V124H184ZM196 123H198V124H196ZM202 125H201V124ZM251 123V124H250ZM61 124H62V127H61ZM103 124V125H102ZM109 126H108V125ZM133 124V125H132ZM137 124H140V125H137ZM194 124H196V126L194 125ZM226 124V125H225ZM230 126H229V125ZM243 124H244V126H243ZM33 125V124H32ZM31 125V127L29 126V129H25V130H22L23 132H25V133H23L22 131L19 133V131L20 130H18V128H13L12 129V127H11V130H12V132H11V130L10 129H8V128H10L9 126L7 127V130L6 131H4L3 133H1L0 134V137L1 138H3L4 140H6V141H10V142H12L13 144L16 142V145H15V147L16 146H21L22 145V143H23V140H21V139H25L24 140V144H27L28 143V141L29 142H32L33 140L35 141V139H36V137H35V139H33L34 138V136H33V134H35V133H32V132H35V130L34 129H30V128H32L33 126ZM41 125V124H40ZM114 125L116 126V125H120L122 128H118V126H117V129H116V127L114 128ZM164 125V126H163ZM170 125L172 126L171 127V129L174 127L177 131L179 130V132L181 133V132H183V133H179V132H177V131H175V130H173V132H171L170 133V130H169V127H170ZM174 125V126H173ZM180 125V126H179ZM184 125V126H183ZM194 127H193V126ZM218 125V126H217ZM103 126V127H102ZM104 126H106V127H108L107 129H105L106 127H104ZM138 126V127H137ZM169 126V127H168ZM192 126V127H191ZM220 126H222V128L220 127ZM224 126H227V130H226V127H224ZM239 126H241V127H239ZM243 126V127H242ZM99 127V128H98ZM110 127H112V128H110ZM186 129H185V128ZM220 127V128H219ZM244 127H246V129L244 128ZM33 128H35V129H37L36 130V135H39L40 136V134H39V132L41 131L40 129H38V127L37 126H35L34 125V127ZM183 128V129H182ZM187 128H188V131H189V128H190V131L189 132H187L186 131V133H185V131H184V129L185 130H187ZM197 128V129H196ZM198 128H199V130H198ZM210 128V130L208 131V129ZM229 128H230V130L231 131H229L228 132V130H229ZM234 128H236V130L234 129ZM240 129V130H237V129ZM99 129V130H98ZM100 129H101V131H102V133H101V131H100ZM104 129V130H103ZM110 129V131H112V132H110V133H108L109 130ZM112 129H115L118 133H116L115 132V130L113 131ZM125 129V130H124ZM143 129H145L144 131H143ZM166 129V130H165ZM218 129H219V131H218ZM232 129H233V131H232ZM10 130V131H9ZM18 130V131H17ZM29 130H31V131H29ZM39 130V131H38ZM105 130H106V132H105ZM183 130V131H182ZM195 130V131H194ZM208 132H207V131ZM226 130V131H225ZM244 130V131H243ZM108 131V132H107ZM120 131V132H119ZM124 131V132H123ZM164 131H166V132H164ZM192 131V132H191ZM222 131V132H221ZM239 131V132H238ZM243 131V132H242ZM9 132V133H8ZM11 132V133H10ZM14 132V133H13ZM98 132H100L99 134H100V136L101 137H99L98 136ZM103 132H104V134H103ZM122 132H123V134H122ZM145 132V134H143ZM147 132V133H146ZM168 132V134L170 133V135L168 136V134H166ZM175 132V133H174ZM195 132H196V134H195ZM198 132H201V133H198ZM214 133V136H215V134L217 135L216 137H214L213 136V134H212V136H211V134L210 133ZM232 132L234 133V134H232ZM237 132L239 133V134H237ZM249 134H248V133ZM18 133V134H17ZM31 133V134H30ZM38 133V134H37ZM111 133H112V135H111ZM125 133V134H124ZM174 134V135H171V134ZM179 134L180 136H178L177 138H175V136H177V134ZM185 133V134H184ZM192 133V134H191ZM208 133V134H207ZM224 133V135H222ZM228 133V134H227ZM240 133H242V134H240ZM247 133V134H246ZM4 134V135H3ZM17 134V135H16ZM24 134H27V135H24ZM30 134V136H28ZM97 134V135H96ZM101 134H103L104 136H106V137H104L105 138V140L102 138L103 136L101 135ZM111 135L110 137H111V139H109L110 137H109V135ZM121 135V137L122 136H124V137H122L123 139L126 137V135H128L127 137V139L125 138L124 139V141H126V143L124 142L123 143V140H118V138H120V139H122L121 137H119L120 135ZM133 134V135H132ZM164 134H166L167 135V137H166V135L164 136ZM176 134V135H175ZM184 134V135H183ZM196 136H195V135ZM201 134V135H200ZM203 134V135H202ZM245 134V135H244ZM14 135H16L17 137H15ZM20 135H21V137H20ZM35 135V136H36ZM108 135V136H107ZM116 135H118V137L116 136ZM146 137H145V136ZM183 135V136H182ZM194 135V136H193ZM200 135V136H199ZM235 135H237V136H235ZM241 135V136H240ZM23 136V137H22ZM25 136V137H24ZM33 136V137H32ZM39 136H37V138L39 137ZM94 136V137H93ZM99 137V139H97L98 137ZM113 136H114V140H113ZM130 136H131V138H130ZM144 136V137H143ZM170 136H173L172 137V139H175V140H173L172 141V139H167L168 137L170 138ZM192 136V137H191ZM202 136V137H201ZM208 136V137H207ZM211 136V138H209ZM225 138V139H223V137ZM7 137H9V138H7ZM19 137V138H18ZM27 137V138H26ZM96 137V138H95ZM107 137H109V138H107ZM180 137H182V138H180ZM190 137V138H189ZM193 137L195 138H197L198 139V141H199V143L197 142V139H196V141L194 142V140H193ZM200 139H199V138ZM203 137H204V139H203ZM217 137H220V139H219V141H217L218 139H217ZM236 137V138H235ZM20 139V142L21 143H18L19 142V140L18 139ZM95 138V139H94ZM102 138V139H101ZM115 138H117V139H115ZM227 138H229V139H227ZM240 138H242V139H244L243 141H242V139L240 140ZM30 139H32V140H30ZM94 139V140H93ZM96 139L98 140L97 141V143H96V145H95V142L94 141H96ZM107 139L109 140L108 142H107ZM130 139V141L132 140V139H134V140H132V142H127V140H129ZM163 139H165V141L163 140ZM189 139H191L192 140V142H194L193 144H192V142H191V140H189ZM201 139H202V143L200 142L201 141ZM217 139V140H216ZM227 139V140H226ZM234 139V140H233ZM239 139V140H238ZM101 140V141H100ZM105 142V144L103 143V141ZM111 140H113L112 142H111ZM116 140L118 141V143L116 142ZM163 140V141H162ZM216 140V141H215ZM224 142H223V141ZM229 140H230V142H229ZM231 140H232V142H231ZM204 141V142H203ZM215 141V142H214ZM241 141V142H240ZM27 142V143H26ZM167 142V143H166ZM188 142V143H187ZM189 142H190V144H189ZM209 142L211 143V145L209 144ZM223 142V143H222ZM240 142V143H239ZM100 143H102L101 144V146L99 145ZM116 143V146L114 145ZM129 143H131V144H129ZM134 143V144H133ZM170 143V144H169ZM173 144V146H172V144ZM197 143H198V146H197ZM215 143H216V145H218V147H216V145H215ZM220 143V144H219ZM242 143V144H241ZM109 145V147L107 146V145ZM133 144V145H132ZM145 144V145H144ZM177 144V145H176ZM183 144L185 145V146H183ZM204 144V145H203ZM209 144V145H208ZM222 144V145H221ZM238 144H241L239 147H238ZM244 144V145H243ZM14 145H12L13 147H14ZM113 145V146H112ZM129 146V148L131 149L132 148V146H134V148L132 149V152L130 151V149L128 148V146ZM130 145H131V147H130ZM161 145H163L162 147H161ZM167 145V146H166ZM187 145H189L190 146V149H188L189 148V146H187ZM193 145V146H192ZM209 146V147H206V146ZM215 145V146H214ZM234 147H233V146ZM236 145V146H235ZM11 146V147H12ZM99 146V147H98ZM104 146H107V148L106 149H104L103 147ZM121 146H123V148L121 149L120 147ZM127 146V148H125ZM172 146V147H171ZM177 146H178V149H177ZM196 146V147H195ZM201 146V147H200ZM204 146V147H203ZM213 146V147H212ZM220 146H222V148L220 147ZM226 146V147H225ZM228 146H230V147H228ZM246 146V147H245ZM100 147H101V149H100ZM114 148V150H113V148ZM174 147H176V148H174ZM182 149H186V151L185 150H182L183 151V153H185V154H183V153H181L182 151L180 150L181 148ZM193 149H192V148ZM212 147V148H211ZM215 147V148H214ZM237 147V149H235ZM241 147H243V148H241ZM97 148H98V151H97ZM119 148H120V150L122 151V150H124V151H122L123 153L122 154H124V155H129L130 157H127V158H125V156L124 155H121V151L119 150ZM140 149V150H137V149ZM167 148V149H166ZM168 148H169V150H168ZM174 148V149H173ZM197 148V149H196ZM240 148V149H239ZM245 148V149H244ZM108 149H109V151H108ZM114 151H112V150ZM127 149H128V151H127ZM166 149V150H165ZM171 149H173L172 151H171ZM175 149H177L176 151H174ZM188 149V150H187ZM231 150V152H229V151H226V150ZM117 150V151H116ZM179 150V151H178ZM195 150V151H194ZM234 150V151H233ZM237 150H239L240 152H238ZM245 152H244V151ZM120 151V152H119ZM127 151V152H126ZM129 151L131 152V153H129ZM138 151V152H137ZM142 151V152H141ZM154 152L153 153V155H152V153L151 152ZM170 151V152H169ZM178 151V152H177ZM181 151V152H180ZM185 151V152H184ZM237 151V152H236ZM100 152H102L101 154H100ZM106 152H108V153H106ZM111 152V153H110ZM116 152V153H115ZM117 152H118V154L120 153V155H119V157L117 156L115 159H114V156H116V155H118L117 154ZM134 152H135V154L137 155H135L134 154ZM144 152V153H143ZM150 152V153H149ZM173 152V153H172ZM177 152V154L176 155H174L175 153ZM233 152V153H232ZM235 152V153H234ZM95 153V154H94ZM110 153V154H109ZM126 153V154H125ZM127 153H129V154H127ZM140 153L142 154V155H140ZM161 153V154H160ZM178 153H180V154H178ZM228 153V155H226ZM242 153H244V155L242 154ZM93 154V155H92ZM97 154V155H96ZM100 155V157H97V156H99ZM113 154H114V156H113ZM168 154V155H167ZM231 154H233V155H231ZM235 154H237L238 155V157H240V161H239V158L238 157H236L237 155H235ZM162 155V156H161ZM189 155V156H188ZM104 158H106V159H104ZM110 156V157H109ZM123 156H124V159H123ZM135 156V157H134ZM157 156V157H156ZM172 156V157H171ZM177 157V158H175L174 159V157ZM187 156V157H186ZM230 156H233V157H230ZM234 156L236 157L235 159H233L234 158ZM241 156H243V157H241ZM246 156V157H245ZM95 157H97V158H95ZM139 157V158H138ZM140 157H143V158H141L140 159ZM154 157V158H153ZM157 158V160H156V158ZM164 157V158H163ZM179 157H180V160L182 161L183 160V162H181L180 160H179ZM228 157H229V159H228ZM107 158H109V160L107 159ZM111 158V159H110ZM119 158H122V159H120V161L118 160ZM133 158H134V160H133ZM162 158V159H161ZM230 158H232V159H230ZM19 159H21V160H19ZM95 159H97V160H95ZM151 159H152V161H151ZM173 159L175 160V161H173ZM19 160V161H18ZM94 160V161H93ZM110 160H116L115 162L113 161H110ZM126 161L125 162V164H124V161ZM128 160V161H127ZM132 160V161H131ZM136 160V161H135ZM147 160V161H146ZM148 160H150L151 161V163H150V161H148ZM155 160V161H154ZM169 160V161H168ZM185 160V161H184ZM186 160L187 161H192L190 164H189V162H186ZM237 160V161H236ZM243 160V161H242ZM15 161L16 162H18V163H16L15 164ZM92 161V162H91ZM96 161H97V164H96ZM158 161V162H157ZM165 163H164V162ZM177 161H180L179 163L177 162ZM227 163H226V162ZM231 161V162H230ZM235 161H236V163L237 162H240V163H238V164H235ZM242 161V162H241ZM12 162V163H11ZM27 163V164H25L26 165V167L25 166H23L24 164H21V163ZM91 162V163H90ZM110 162H112V164L113 165H111V163H110V166H109V163ZM118 162V163H117ZM120 162H121V164H120ZM141 162V163H140ZM155 162V164H153ZM162 163V164H160L159 166H158V164L159 163ZM173 162V163H172ZM177 162V163H176ZM234 162V163H233ZM19 163L21 164V166L19 165ZM51 165V167H50V165ZM95 163V164H94ZM102 163V164H101ZM108 163V170L106 169V170H103V168H107V164ZM172 163V164H174V165H170V164ZM183 163L184 164H186V166H188V168L185 166V165H183ZM18 164V165H17ZM30 164V165H29ZM44 165L42 168H41V166L42 165ZM47 164V165H46ZM92 164V165H91ZM115 164V165H114ZM167 165V166H165V165ZM179 164H180V168H178L177 169V166L179 167ZM191 164H193V165H191ZM227 164H229V165H227ZM9 165H11L12 166V168H13V165H15V169L17 168H19L20 170H21V167L23 166V168L25 169V172H21V171H18L17 169L15 170L14 168L13 169H11V167L9 166ZM38 165V166H37ZM49 165V166H48ZM53 165H55V166H53ZM95 165H96V167H95ZM98 165V166H97ZM117 165V166H116ZM149 165H150V168H147V167H149ZM227 165V166H226ZM20 166V167H19ZM32 167V168H30V167ZM40 166V167H39ZM60 166V168H57V167H59ZM94 166V167H93ZM101 166V168H97V167H100ZM106 166V167H105ZM116 166V167H115ZM183 166H185V167H183ZM191 166V167H190ZM231 166H233V169L231 168ZM5 167V168H4ZM10 167V168H9ZM35 167V168H34ZM45 167V168H44ZM48 168V170H47V168ZM87 168L88 169V167H90L89 169L90 170H96L95 168H97V171L98 172H100V173H102V174H99L97 171H90L89 170V174L91 173V172H93V175H91V177H89L90 175L89 174H87V169H82V168ZM159 167V168H158ZM163 167V168H162ZM176 167V168H175ZM40 168V169H39ZM44 168V169H43ZM55 168V169H54ZM57 168V169H56ZM71 170V172H70V174H69V172L68 171H70L69 169ZM76 168V169H75ZM79 168H80V170H79ZM94 168V169H93ZM114 168V169H113ZM147 168V169H146ZM165 168H167V169H165ZM172 168V169H171ZM174 168L176 169V170H174ZM185 168H186V170H185ZM227 168V169H226ZM7 169V170H6ZM27 169V170H26ZM32 169V170H31ZM35 169H37V170H35ZM47 171H46V170ZM51 169V170H50ZM53 169V170H52ZM62 169V173H60V171H59V173L58 172H56V171H58V170H61ZM64 169V170H63ZM150 169H152V170H150ZM168 170L169 169V171H167L166 173H165V170ZM179 169H180V171H179ZM230 169V170H229ZM232 169V170H231ZM11 170V171H10ZM12 170H14L13 172H12ZM28 170H31V172L30 171H28ZM35 170V171H34ZM45 170V171H44ZM50 170V171H49ZM55 170V173L53 172ZM67 170V171H66ZM75 170L76 171H78L77 172V175H78V177L76 178V172H75ZM83 170H84V172H86L85 174L87 175L86 177H85V174L83 175L82 173H84L83 172ZM150 170V171H149ZM164 170V171H163ZM174 170V171H173ZM178 170V171H177ZM188 170L190 171V172H188ZM228 172H230V174L228 175L227 174V171ZM10 171V172H9ZM26 171H28V172H30V174L27 172L26 173ZM38 171L40 172V173H38ZM42 171V172H41ZM147 171V172H146ZM158 171H160V173H161V175L159 176L160 178H162V179H160L159 177H157L158 175H159V173H158V175H157V173L156 172H158ZM170 171H172V174L170 173ZM3 172V173H2ZM5 172H6V175H3V174H5ZM32 172H35V174L34 173H32ZM37 172V173H36ZM44 172V173H43ZM47 172V173H46ZM64 172H66L65 174H64ZM67 172H68V175H67ZM75 172V173H74ZM80 172V173H79ZM82 172V173H81ZM104 172V173H103ZM174 172V173H173ZM179 172V173H178ZM180 172H181V174H182V176H181V174H180ZM194 172V173H193ZM1 173H2V175H1ZM43 173V174H42ZM71 173H73L72 175H71ZM110 173V174H109ZM152 173V174H151ZM156 173V174H155ZM169 174V176H168V174ZM176 173V174H175ZM237 173V174H236ZM240 173V174H239ZM39 174H41L39 177L37 176V175H39ZM63 175L62 177L60 176V175ZM79 174H82L83 175V177H84V179L81 177V176H79ZM97 174H98V176H97ZM146 174H147V176H146ZM43 175H46V176H44L43 177ZM52 175H53V177H52ZM71 175V176H70ZM73 175H74V178H76V180L74 181V184H75V189H74V187H67L66 189L64 188V191H65V193L67 192H69V194H65L64 193V191L62 192V189L61 188H59L58 189V186H54V188H55V190H54V188H52L53 187V185L51 186L50 185V189H51V191H52V193L51 194H54V191H55V194H54V196L52 197L51 196V194L48 192V194H47V200H49L47 203H49L50 202V204H48L47 205V207L46 208H48L49 210H47V209H45L44 210V213L42 212V210H41V208L39 207L40 206V200H38V199H40L41 198V195H42V193H43V191H46V188H47V186L50 184V182L52 183V182H54L53 180H56V182H57V180H59L58 182H63V181H65V180H67V181H65V182H69V183H71V181H72V183H73V179L71 178V177H73ZM151 175H153V176H155V177H157V178H155V177H152ZM162 175H165L164 177L166 178V179H168V180H166L165 178V180H164V182H163V176ZM171 175V176H170ZM174 175H176V176H174ZM179 175V176H178ZM185 175V176H184ZM188 177H187V176ZM231 175V176H230ZM237 175V176H236ZM59 176V177H58ZM95 176L97 177V178H95ZM162 176V177H161ZM174 176V177H173ZM184 176V177H183ZM34 177V178H33ZM52 177V178H51ZM65 177H66V179H65ZM80 177L83 179V181H82V179H80ZM92 177H94V178H92ZM168 177V178H167ZM170 177V178H169ZM232 177V178H231ZM250 178V180H248L249 178ZM38 179V181H37V179ZM54 178V179H53ZM62 178V179H61ZM67 178H69L70 179V181H69V179H67ZM79 178V179H78ZM89 178V179H88ZM95 179V180H92V179ZM152 178H154V179H152ZM172 178V180H174L175 178H177V179H175L174 181H171L170 179ZM261 178V179H260ZM72 179V180H71ZM79 180V183L80 184H78L77 182H78V180ZM152 179V180H151ZM186 179V180H185ZM41 180L43 181V182H41ZM63 180V181H62ZM92 180V181H91ZM154 180V181H153ZM160 180H162V181H160ZM170 180V181H169ZM180 180V181H179ZM181 180H183L182 182H181ZM185 180V181H184ZM233 180V181H232ZM37 181V182H36ZM168 181V183H166ZM248 181V182H247ZM252 181V182H251ZM262 181V180H261ZM56 182H54V183H56ZM161 182H163V183H161ZM169 182H172V183H169ZM174 182V183H173ZM179 182L181 183V184H179ZM233 182V183H232ZM240 182V183H239ZM39 183V185H37ZM41 183V184H40ZM47 183H48V185H47ZM71 183V184H72ZM76 183L78 184V185H76ZM153 183V184H152ZM243 183H244V185H243ZM255 183V184H254ZM259 183V184H258ZM74 184H72V185H74ZM153 186H152V185ZM157 184V185H156ZM162 184V185H161ZM172 184V186H170ZM240 184H241V187H240ZM251 186L252 184H254V185H252L251 187H249V185ZM258 184V185H257ZM37 185V186H36ZM45 185H47V186H45ZM72 185H70V186H72ZM159 185V186H158ZM177 185V187H175ZM256 185V186H255ZM260 185V186H259ZM42 186H45V190H43V188H42ZM161 186V187H160ZM39 187V188H38ZM156 187H157V189H159V190H157L156 189ZM159 187V188H158ZM188 187H192L191 188V191H192V193H191V191H190V188H188ZM253 187H254V189H253ZM41 188V189H40ZM72 188L74 189L73 190V192H72ZM176 188V189H175ZM179 188V189H178ZM189 189V192L187 191L188 189ZM240 188V189H239ZM256 188V189H255ZM69 189H71V190H69ZM76 189H78V190H76ZM80 189V190H79ZM166 189H168L167 191H166ZM172 189V190H171ZM252 189V191H250V190ZM39 190V191H38ZM42 192H41V191ZM76 190V191H75ZM156 190V191H155ZM174 190V191H173ZM187 192H186V191ZM254 190H256V191H254ZM38 191V193H36ZM59 191V192H58ZM77 191H80V192H77ZM158 191V192H157ZM185 191V192H184ZM254 191V192H253ZM75 192V193H74ZM161 192H163V193H161ZM174 192V193H173ZM183 194H181V193ZM237 192L241 195V199H242V201L240 200V204L239 205H237V206H235V201H234V199H233V197H235L236 196V194H237ZM253 192V193H252ZM256 192V193H255ZM259 192V193H258ZM32 193H34V194H32ZM63 193V194H62ZM71 193H73L71 196H67V195H70ZM79 193V194H78ZM85 193V192H84ZM153 193V194H152ZM172 193V194H171ZM189 193V194H188ZM29 194H30V196H29ZM32 194V195H31ZM61 194H62V196H61ZM165 194V195H164ZM171 194V195H170ZM175 194H176V196H175ZM182 196H181V195ZM185 194H187V195H185ZM255 195V197H256V195H257V197H256V199H261V197H262V199L261 200H259V201H257L256 199H255V197H254V195ZM262 196H261V195ZM26 195H28V196H26ZM35 195V196H34ZM39 196V197H37V196ZM61 196V197H57V196ZM234 195V196H233ZM22 196H25V198H26V200L28 201V203L26 202V201H24L25 200V198L23 199V197ZM66 196V197H65ZM73 196H74V199H73ZM81 196V197H80ZM233 196V197H232ZM251 196H253L252 198H251ZM259 196V197H258ZM36 198V200L34 199V198ZM68 197V198H67ZM164 197V198H163ZM178 197V198H177ZM180 197V198H179ZM184 197V198H183ZM61 199L60 201H59V199ZM69 198H70V200H69ZM72 198V199H71ZM79 198H80V201H79ZM31 199V202H29V200ZM50 199H51V201H50ZM55 200L56 202H58L59 204H57L56 202H52L53 200ZM65 199V200H64ZM171 199V200H170ZM179 199V200H178ZM182 199V200H181ZM251 199H253L252 201H251ZM255 199V200H254ZM58 200V201H57ZM22 201V202H21ZM33 201H35L37 204H35V202H33ZM39 201V202H38ZM160 201V202H159ZM162 201H166L165 202V205H164V202L163 203H161ZM177 201H179L178 203H177ZM250 203V204H248V202ZM22 204H21V203ZM23 202H24V204H23ZM66 202V201H65ZM64 202V205H63V207L64 206H69V204H67V202L65 203ZM76 202H72L71 204H76ZM156 202V203H155ZM172 204H171V203ZM260 204H259V203ZM27 203V204H26ZM31 205H30V204ZM34 203V206L32 205ZM158 203V204H157ZM160 203V204H159ZM170 203V204H169ZM251 203H253V204H251ZM256 203V204H255ZM257 203H258V205H257ZM263 203V204H262ZM28 204H29V206H28ZM39 204V205H38ZM62 204V205H61ZM67 204V205H66ZM155 204H157V205H155ZM163 204V205H162ZM234 204V205H233ZM262 204V205H261ZM24 205H26V206H24V208H23V206ZM55 205H57V206H55ZM28 206V207H27ZM32 208H31V207ZM37 206V207H36ZM53 206V207H52ZM138 206V205H137ZM158 206V207H157ZM247 206V207H246ZM250 206H252V207H250ZM262 206H263V208H262ZM23 209H22V208ZM28 208V209H25V208ZM136 207V206H135ZM147 208V210H146V208ZM254 207V208H253ZM21 208V209H20ZM30 208L32 209V211H33V209L34 210H36V208H37V210L39 211V209H40V211L38 212L39 214H44V215H46V217L48 216L49 217V215H50V212H51V214H52V216L50 215V218H53L52 220L49 218V219H47L44 215V218H45V222L43 223V221H44V218H43V216H41V217H39L40 215L37 213V210L36 211H33L34 213L36 212L37 213V215H36V213L34 214L32 211L30 212L29 210H30ZM52 208H55V211L56 212H54V210L53 211H51L52 210ZM56 208H57V210H56ZM111 208V207H110ZM109 207L107 208V207H105L104 209H102V208H99V207H97L96 209L98 210V211H103V213H105V214H112V213H115V212H113V211H111L110 212V210H113L112 208L110 209ZM134 208V207H133ZM141 208H143V209H141ZM145 208V209H144ZM152 208H154V209H152ZM157 208V209H156ZM249 208H250V210H249ZM253 208V209H252ZM5 209V210H4ZM51 209V210H50ZM105 209H106V211H109L108 213L105 211ZM109 209V210H108ZM152 209V211L150 212V210ZM255 209V210H254ZM261 209V210H260ZM263 209V210H262ZM22 211V213H20L21 211ZM26 211V212H23V211ZM254 210V211H253ZM258 210V214H261V217H259L260 215H258L257 213H256V211ZM2 211H4V212H2ZM45 211H49L48 213L47 212H45ZM253 211V214L251 213ZM27 212H29V214L27 213ZM42 212V213H41ZM145 212V213H144ZM154 212V213H153ZM255 212V213H254ZM137 213V214H136ZM156 214V215H153V214ZM233 213V214H232ZM237 213V214H236ZM21 216H20V215ZM33 214V215H32ZM54 214V215H53ZM147 214V216H145ZM231 214V215H230ZM257 214V215H256ZM3 215H8L7 216V219L8 220H6V216H4L3 217ZM23 215L24 216H26L27 217V220H29L28 219V217L30 218V219H33V218H36V219H33V220H35V221H33V220H30V223H32V225H30V223H29V221H27L26 219H24V217H23ZM29 215V216H28ZM31 215H32V217H31ZM35 215V216H34ZM136 215H138V216H136ZM235 215V216H234ZM241 215V216H240ZM34 216V217H33ZM136 216V217H135ZM147 217V218H145V217ZM238 216V217H237ZM3 217V218H2ZM9 217V218H8ZM16 219H15V218ZM21 218L20 220L18 219V222H17V218ZM25 217V218H26ZM55 217V218H54ZM135 217V218H134ZM142 217H144V218H142ZM253 217V218H252ZM14 218V219H13ZM38 218H42V219H38ZM137 218H138V220H137ZM142 218V219H141ZM236 218V219H235ZM243 218V219H242ZM9 219H12V220H16L15 222L13 221V222H9ZM142 221L141 223H143V222H145V223H143L144 224V227L142 228V226H143V224L141 225V223H140V220ZM146 219H148V220H146ZM151 219H153V220H151ZM158 219V220H157ZM235 219V220H234ZM239 219V220H238ZM25 220V222H19V221H24ZM39 222H38V221ZM40 220H41V222L43 223H40ZM43 220V221H42ZM49 220H50V222H49ZM150 220H151V222H150ZM8 222V223H5V222ZM27 221V222H26ZM32 221V222H31ZM37 221V222H36ZM48 221V222H47ZM112 221H114V220H111V222ZM139 221V222H138ZM150 222V223H148V222ZM153 221H155V222H153ZM234 221H236V222H234ZM36 222V223H35ZM13 223V224H12ZM14 223L16 224V225H14ZM26 223V224H25ZM40 223V224H39ZM139 223V224H138ZM160 223H163V224H160ZM258 223H260V226H259V224ZM10 225V227H9V225ZM40 226V227H35V226ZM42 224V225H41ZM47 224H50V227H49V225H47ZM122 224V225H121ZM158 224V225H157ZM160 224V225H159ZM236 224V225H235ZM8 225V226H7ZM17 225H18V227H19V225L21 226L20 228L22 229V231L21 230H19L20 228H18L17 227ZM23 225V226H22ZM28 225V227H26ZM30 225V226H29ZM34 225V226H33ZM44 225V226H43ZM46 225V226H45ZM121 225V226H120ZM136 227H135V226ZM141 225V226H140ZM147 225V226H146ZM152 225V226H151ZM154 225V226H153ZM257 225V226H256ZM26 227V229L25 228H23V227ZM52 226V227H51ZM124 226H126V227H124ZM128 226V227H127ZM138 226V227H137ZM158 227L159 226V228H155V227ZM259 226V227H258ZM8 227V229H6ZM15 228L16 229V227L18 228V229H13V231H12V235H14V236H12V235H10L11 234V230L12 229H9V228ZM32 227H33V229H32ZM35 227V228H34ZM54 227V228H53ZM130 227V228H129ZM27 228H28V230H27ZM38 228L39 229H41V230H39L38 232H37V230H38ZM43 228V229H42ZM91 228H94V226H92ZM91 228H89V230L88 231H91ZM137 228V230H135ZM144 228H146V230L144 229ZM154 228V229H153ZM239 228V229H238ZM251 228V229H250ZM27 230V231H30L28 234L27 233H25V231L24 230ZM37 229V230H36ZM153 229V230H152ZM158 229V230H157ZM161 229H162V231H161ZM184 229V230H183ZM256 229V230H255ZM9 230H10V232H9ZM33 230V231H32ZM43 230V231H42ZM47 230V231H46ZM185 231L186 232V234H187V239H185L183 242H181L179 245H178V247L176 248V249H174L173 251H170V252H168V254L162 249V245H161V243L162 242H160V237L162 238V237H164V239H166V240H170L171 238H172V236H175L176 234H178L179 233V231ZM259 230V229H258ZM57 231H60V229L59 228H57ZM87 231V232H88ZM164 231V232H163ZM18 232V233H17ZM25 234H24V233ZM41 232V233H40ZM163 234H162V233ZM10 233V234H9ZM15 233L17 234V235H15ZM35 234V235H33V234ZM39 233V234H38ZM84 233V232H83ZM19 234V235H18ZM31 234H32V236H31ZM11 237L10 239H8L9 238V236ZM24 235V236H23ZM28 235V236H27ZM37 235V236H36ZM161 235V236H160ZM8 236V237H7ZM17 236V237H16ZM25 236H26V238H25ZM14 238V239H13ZM23 238L25 239V240H23ZM28 238V239H27ZM34 238H36V239H34ZM167 238H169V239H167ZM13 239V240H12ZM33 239V240H32ZM81 238H80V236L79 235H76V236H74V239H71V241H70V243H72V245L75 243V242H77L78 240H80ZM12 242H11V241ZM23 240V241H22ZM256 240V241H255ZM23 242V243H22ZM25 242V243H24ZM13 243V244H12ZM16 245H15V244ZM20 243H22V244H24L23 246H21V245H19ZM34 243V242H33ZM11 244H12V246H11ZM43 244H49V245H52V243L51 242H49V239L48 238H45V240H44V242H43ZM19 245V246H18ZM31 245V244H30ZM151 245V246H150ZM156 245V247H154V246ZM10 246V247H9ZM21 246V247H20ZM26 246V249L28 248ZM150 246V247H149ZM147 247H148V249H147ZM152 247H154V248H152ZM8 248V249H7ZM14 248V249H13ZM139 248H140V250H142V251H140L139 250ZM144 248H146L147 250H149V251H147V250H143ZM13 249V250H12ZM24 249V250H23ZM11 250V251H10ZM15 250V251H14ZM19 250H22V251H19ZM136 250V251H135ZM14 251V252H13ZM144 251V252H143ZM152 251H153V253H152ZM157 252V251H159V252H157V253H155L154 254V252ZM259 251H260V253H259ZM20 252H22V253H20ZM132 252V253H131ZM163 252V253H162ZM126 253V254H125ZM133 253L135 254L134 256V258H133ZM140 253H142V254H140ZM149 253H150V255H149ZM262 253V254H261ZM15 254H16V256H15ZM18 254V255H17ZM129 254V255H128ZM15 257H14V256ZM19 255H21V256H19ZM22 255H24V256H22ZM126 255H128V257L126 256ZM130 255H131V257H130ZM142 255V256H141ZM144 255H148L147 257L146 256H144ZM138 256V257H137ZM156 256H158V257H156ZM175 258H174V257ZM140 257H141V259H140ZM173 257V258H172ZM21 260H20V259ZM23 258H25L24 260H22ZM129 258V259H128ZM138 259V260H135V259ZM144 258L147 260V261H150V262H147L146 260H144ZM151 258H154L155 260H150ZM157 258L159 259V260H157ZM261 258V259H260ZM134 259V260H133ZM143 259V260H142ZM161 259V260H160ZM20 260V261H19ZM140 260V262H137V261H139ZM144 261V262H142V261ZM158 262H157V261ZM170 260V261H169ZM18 261V262H17ZM24 261H25V263H24ZM14 262V263H13ZM126 264H127V262L126 261H124ZM146 262V263H145ZM153 262V263H152ZM164 262V263H163ZM38 264V263H37Z\"/></svg>",
	"mask_w": 264,
	"mask_h": 264
},
{
	"label": "bare ground",
	"instance_id": "obj_2",
	"mask_svg": "<svg viewBox=\"0 0 264 264\" xmlns=\"http://www.w3.org/2000/svg\"><path fill=\"white\" fill-rule=\"evenodd\" d=\"M51 1V0H50ZM53 1H56V0H53ZM52 1V2H53ZM58 1H60V0H57V2ZM141 1H143V0H141ZM177 1H179V0H177ZM181 1V0H180ZM183 1V0H182ZM199 1V0H198ZM197 1V3L199 4L200 2H198ZM201 1V0H200ZM214 1H216V0H214ZM227 1V0H226ZM235 1V0H234ZM250 1H252L251 2V4L254 2L253 0H250ZM259 1H263L264 2V0H258V2ZM21 2V1H20ZM26 2H27V0H26ZM48 2V1H47ZM90 2V1H89ZM108 2V1H107ZM112 2V1H111ZM121 2V1H120ZM124 2H126V1H123V3ZM137 2H139V1H137ZM145 1H143V3H144ZM184 2V1H183ZM183 2H181L182 4H183ZM190 2V1H189ZM192 2V1H191ZM202 2V1H201ZM218 2V1H217ZM223 2V1H222ZM255 2L257 3V5L259 4L258 2H257V0H255ZM254 2V3H255ZM262 2V3H263ZM22 3H24V2H22ZM103 3V2H102ZM115 3V2H114ZM113 3V4H114ZM117 3H119L118 1H117ZM172 3V2H171ZM170 3V4H171ZM175 4L177 3V2H174ZM203 3V2H202ZM221 3V2H220ZM230 3V2H229ZM232 3H234L233 1H232ZM240 2H238V4H239ZM253 3V5L255 6V4ZM262 3H261V5H262ZM28 4V3H27ZM64 4V3H63ZM62 4V5H63ZM108 4H110L109 2L106 4L107 6H108ZM113 4H111V5H113ZM116 4V3H115ZM121 4V3H120ZM140 3H138V5H139ZM141 4H142V2H141ZM140 4V5H141ZM150 4H152V3H150ZM156 4V3H155ZM158 4V3H157ZM193 4V3H192ZM225 4V3H224ZM237 4V3H236ZM17 5H18V3H17ZM29 5V4H28ZM28 5H26V6H28ZM66 5H67V3L65 4V10H66V12H67V10L68 9H66ZM108 6L109 7V9H110V7H115V6ZM138 5H136V6H138ZM185 5H186V3H185ZM252 5V6H253ZM256 5V6H257ZM16 6V5H15ZM14 6V7H15ZM49 6V5H48ZM52 6H53V4H52ZM78 6V5H77ZM87 6V5H86ZM85 6V7H86ZM89 6V5H88ZM87 6V7H88ZM102 6H104V5H102ZM118 6V5H117ZM131 6V5H130ZM133 7L135 6L134 4L132 5ZM135 6V7H136ZM141 6H144V4L143 5H141ZM140 6V7H141ZM151 6L153 7V5H150L149 7L151 8ZM155 6V5H154ZM172 6V5H171ZM188 6V5H187ZM186 6V7H187ZM219 6V5H218ZM218 6L216 7L217 9H218ZM223 6V5H222ZM248 6V5H247ZM256 6H255V8H256ZM259 6V5H258ZM13 6H11V8H12ZM21 7H22V5H21ZM60 7H61V5H60ZM68 7V6H67ZM86 7V8H87ZM91 7H93V6H91ZM100 7V6H99ZM107 7V8H108ZM129 6H127V8H128ZM132 7V8H133ZM146 7V6H145ZM178 7H181V6H178ZM178 7L176 8V9H178ZM226 7H229L228 6V4H227V6ZM230 7H231V5H230ZM53 8H56V6H54ZM70 8V7H69ZM81 8V7H80ZM89 8V7H88ZM96 8V7H95ZM146 8H148V7H146ZM145 8V9H146ZM150 8H148V9H150ZM175 8V7H174ZM188 8H190V6L188 7ZM192 8V7H191ZM220 8V7H219ZM225 8V7H224ZM234 8V7H233ZM247 8V7H246ZM28 9V8H27ZM56 9H58V8H56ZM62 9H63V7H62ZM74 9H75V7H74ZM83 9H84V7H83ZM83 9H81V10H83ZM99 9V8H98ZM131 8H129V10H130ZM143 9V8H142ZM144 9V10H145ZM170 9H172V8H170ZM184 9V8H183ZM193 9V8H192ZM221 9V8H220ZM232 9V8H231ZM235 9H236V7H235ZM259 9V8H258ZM261 9H263V7L262 8H260L259 10H260V12H261ZM22 10H24L23 8H22ZM59 10H61V9H59ZM86 10V12H87V10L89 11V10H92V9H85ZM101 10H102V8H101ZM101 10H99V12L101 11ZM107 10V9H106ZM113 10V9H112ZM153 10H155V8L153 9ZM180 10H182V8L180 9ZM213 9H211V11H212ZM215 10V9H214ZM221 10H223V9H221ZM227 10V9H226ZM239 10V9H238ZM244 10V9H243ZM247 10H248V8H247ZM63 10H61L60 11V13H63L62 12ZM69 11H70V9H69ZM78 11V10H77ZM93 11V10H92ZM91 11V12H92ZM116 11V10H115ZM171 11V10H170ZM178 12H179V10H177ZM185 11V10H184ZM188 11V10H187ZM211 11H209V12H211ZM215 11H217V10H215ZM227 11H229V9L227 10ZM236 11V10H235ZM253 11V10H252ZM54 12H55V10H54ZM59 12V11H58ZM76 12V11H75ZM81 12V11H80ZM84 10H83V13L82 14H84ZM105 12V11H104ZM123 12V11H122ZM122 12L120 11V13L122 14ZM128 12V11H127ZM126 12V13H127ZM141 12H142V10H141ZM144 12V11H143ZM146 13L148 12H150V13H153L152 12V9L150 10V11H145ZM144 12V13H145ZM177 12V13H178ZM220 12V11H219ZM232 12V13H231ZM243 12V11H242ZM254 12V11H253ZM26 13H27V11H26ZM56 14H57V12H55ZM95 13V12H94ZM106 13V12H105ZM112 13H113V11H112ZM116 13V12H115ZM125 13V14H126ZM129 13H131V11L129 12ZM132 13H134V11L132 12ZM147 13V14H148ZM164 13V12H163ZM173 13V12H172ZM226 13H228V12H226ZM230 13L231 14H233V13H235V12H233V10L231 11L230 10ZM248 13V12H247ZM259 13V12H258ZM31 14V13H30ZM59 14V13H58ZM76 14H79V13H77L76 12ZM86 14V13H85ZM84 14V15H85ZM88 14V13H87ZM92 14V13H91ZM91 14H88V15H90L91 16ZM106 14H109V13H106ZM106 14H104V18H105V15ZM114 14V13H113ZM112 14V15H113ZM128 14V13H127ZM126 14V15H127ZM135 14H138V15H140L141 13H139V12H137V13H135ZM135 14H133L134 16H136ZM146 14V15H147ZM154 14V13H153ZM176 14V13H175ZM186 14V13H185ZM194 14V13H193ZM192 14V15H193ZM224 14V13H223ZM231 14H230V16H231ZM240 14V13H239ZM249 14V13H248ZM261 14V13H260ZM259 14V15H260ZM24 15H25V13H24ZM26 15H28V13L26 14ZM39 15V14H38ZM38 15H37V17H38ZM42 15V14H41ZM51 15V14H50ZM67 15V14H66ZM103 15V14H102ZM110 15V14H109ZM116 15V14H115ZM148 15H151V14H148ZM147 15V16H148ZM178 15V14H177ZM177 15H175V16H177ZM214 15V14H213ZM228 15V14H227ZM55 16V14L53 15V17ZM59 16V15H58ZM57 16V17H58ZM63 16V15H62ZM76 16V15H75ZM74 16V17H75ZM81 16H83V15H81ZM107 16V15H106ZM117 16V15H116ZM118 16H120L119 15V13H118ZM117 16V17H118ZM129 16V15H128ZM128 16H127V18H128ZM130 16H131V14H130ZM129 16V17H130ZM133 16V17H134ZM141 16L142 15H140V18H139V21L140 20H142V18L144 17V14H143V16H142V18H141ZM154 16V15H153ZM164 16H166L165 15V13H164ZM172 16V15H171ZM246 16V12H245V10H244V14H243V16H241V17H238L237 18V22H240L241 24L240 25H242V26H240V28H239V30H241L240 31V33H242V41H244V43H242L241 45H243V46H245V48H251L252 46H257V49L258 50H256L255 51V53H257L258 54V52L259 53H261L260 51L262 50L263 52H264V45L263 46H259L258 45V43H259V41L260 40H263L264 39V23H263V19H262V17L261 16H258V14L256 15V13L255 14H253L252 16L251 15H248L249 17H245ZM251 16V17H250ZM28 17H29V15H28ZM27 16H26V19L28 18ZM40 17V16H39ZM38 17V18H39ZM60 17H61V14H60ZM65 17V16H64ZM67 17V16H66ZM65 17V18H66ZM80 17V16H79ZM84 17H86V15L84 16ZM89 17V16H88ZM88 17H86V18H88ZM108 17V16H107ZM116 17V21H118V18ZM123 17V16H122ZM160 17V16H159ZM179 17V16H178ZM30 18H31V16H30ZM33 18L35 19V15L33 16ZM46 18V17H45ZM56 18V17H55ZM75 18H78V15H77V17H75ZM74 18V19H75ZM83 18V17H82ZM91 18H93V17H91ZM90 18V19H91ZM97 18V17H96ZM109 18H110V16H109ZM125 18V17H124ZM126 18V19H127ZM130 18H132V17H130ZM149 18H151V16L150 17H148V19ZM154 18V17H153ZM155 18H156V16H155ZM172 18V17H171ZM183 18V17H182ZM188 18V17H187ZM199 18V17H198ZM209 18V17H208ZM219 18H220V16H219ZM234 18V17H233ZM236 18V17H235ZM234 18V19H235ZM25 19V20H26ZM40 19V18H39ZM39 19H37V21H39ZM60 19V18H59ZM98 19V18H97ZM133 19V18H132ZM131 19V20H132ZM152 19V18H151ZM150 19V20H151ZM169 19H170V17H169ZM174 19V18H173ZM173 19H171L172 21H175V20H173ZM186 19V18H185ZM227 19H230V17L229 18H227ZM23 19L21 18V20L20 21H22ZM29 20V21H28ZM27 21H25V22H31L30 21V19H28ZM45 20V19H44ZM46 20H48V19H46ZM52 20V19H51ZM51 20H49L48 22H52ZM54 20V19H53ZM61 21H60V23H62L63 21H64V18L62 19H60ZM73 20V19H72ZM79 20H81V18H79L78 19V21L75 19V23L77 22V23H79ZM85 21H82V22H89V21H87L86 19H84ZM101 20V19H100ZM99 20V21H100ZM120 20V19H119ZM129 20V19H128ZM137 20V19H136ZM148 21V25H149V22H151V21ZM158 19H156L155 20V22L157 21ZM170 20V21H171ZM192 20V19H191ZM216 20V19H215ZM34 21H36V20H34ZM57 21H59V20H57ZM56 20H55V23L57 22ZM94 21H95V19L93 20V23H94ZM109 21V20H108ZM107 21V22H108ZM134 20H132V22H133ZM138 21V20H137ZM137 21H135V22H137ZM154 21V20H153ZM167 21V20H166ZM171 21V22H172ZM180 21H182V19L180 20ZM223 21V20H222ZM222 21H221V23H222ZM224 21H226V18H225V20ZM230 21H233V20H230ZM235 22H236V20H234ZM4 22H7V21H4ZM23 22V21H22ZM21 22V23H22ZM41 22V21H40ZM47 22V24H49ZM68 22H69V20H68ZM81 22V23H82ZM92 22V21H91ZM106 22V21H105ZM112 22H115V21H112ZM140 22H142V21H140ZM145 22H147L146 21V19H145ZM158 23H160L159 21H157ZM168 22V21H167ZM201 22V21H200ZM227 22H229V20L227 21ZM234 22V23H235ZM34 23V22H33ZM39 23V22H38ZM37 23V24H38ZM43 23H45L46 24V21H44ZM42 23V24H43ZM54 23V22H53ZM53 23H51V25H55V24H53ZM76 23V24H77ZM102 23V22H101ZM117 23V22H116ZM118 23H121L122 24V22H118ZM129 23H131V21L129 22ZM134 23V22H133ZM139 23V22H138ZM161 23H163V20L161 21ZM177 23V22H176ZM183 22H181V25H182V27L181 28H183V27H185V25H183L182 24ZM187 23V22H186ZM210 23V22H209ZM208 23V24H209ZM216 23V22H215ZM6 24V23H5ZM5 24H3V25H5ZM24 24V23H23ZM26 24H29V23H26ZM25 24V25H26ZM31 24V23H30ZM29 24V25H30ZM63 24V23H62ZM70 24H74L73 22L72 23H70ZM90 24H92V23H90ZM90 24H88V25H90ZM95 24H96V22H95ZM94 24V25H95ZM112 24V23H111ZM120 24V25H121ZM137 24V23H136ZM144 24V23H143ZM143 24H141V25H143ZM146 24V23H145ZM170 24V23H169ZM200 24V23H199ZM225 24H226V22H225ZM228 24V23H227ZM31 25H34V24H31ZM50 25V27H54V26H51ZM57 25L58 26H60L59 27V29L61 28V25L60 24H58L57 23ZM67 25H68V23H67ZM79 25V24H78ZM82 25V24H81ZM103 25V24H102ZM108 25V24H107ZM107 25H104V27H106ZM113 25H115L114 23H113ZM116 25H118V24H116ZM120 25H118V26H120ZM134 25V24H133ZM139 25V24H138ZM138 25L136 26V25H134V26H136V27H138ZM154 25V24H153ZM158 25H161V24H158ZM231 25V24H230ZM237 25V27H238V25H239V23H237L236 24ZM9 26H11L10 24H9ZM37 27H39V26H41V28L43 27L42 25H41V23H40V25L38 26V25H36ZM35 26V27H36ZM47 26H49V25H47ZM87 26V23H86V25L85 26H81V27H86ZM92 26V25H91ZM121 26H123V25H121ZM156 26H157V24H156ZM174 26H175V24H174ZM179 26V25H178ZM177 26V27H178ZM197 26V25H196ZM212 26V25H211ZM216 26V25H215ZM228 27H230L229 25H227ZM21 27H23V26H21ZM33 27V26H32ZM44 27H46V26H44ZM43 27V28H44ZM63 27V26H62ZM71 27H72V25H71ZM88 27V26H87ZM98 27H99V25H98ZM98 27H96V28H98ZM152 27H154V28H156V30H157V28H159V27H155V26H152ZM190 27V26H189ZM208 27V26H207ZM236 27V28H237ZM11 28H13L12 26H11ZM27 28H28V26H27ZM29 28H31V27H29ZM41 28H39V29H41ZM47 28V30H48V27H46ZM46 28L43 30V31H45L46 30ZM55 28H56V25H55ZM68 28V27H67ZM69 28H70V26H69ZM78 28H79V26H78ZM77 28V29H78ZM89 28H90V26H89ZM88 28V29H89ZM93 28V27H92ZM92 28H91V30H92ZM112 28L114 29V27L112 26ZM142 28V27H141ZM140 28V26H139V29H141ZM145 28H146V26H145ZM144 28V29H145ZM165 28V27H164ZM231 28V27H230ZM232 28H234V26L232 27ZM18 29V28H17ZM51 29H53V28H50L49 30L50 31H52ZM58 28H56V30H57ZM58 29V30H59ZM81 29V28H80ZM80 29L78 30V31H80ZM94 29V28H93ZM102 29V28H101ZM116 29V28H115ZM117 29H119L118 27H117ZM116 29V30H117ZM129 28L127 27V30H128ZM139 29H137L138 30V32H139ZM146 29H148V28H146ZM145 29V30H146ZM150 29V28H149ZM148 29V30H149ZM162 29L163 28H161V30L160 31H162ZM188 29V28H187ZM198 29V28H197ZM216 29V28H215ZM226 29V28H225ZM238 29V28H237ZM16 30V29H15ZM20 30H21V28H20ZM19 30V31H20ZM22 30H23V28H22ZM24 30H26L25 29V27H24ZM28 30V29H27ZM36 30H37V28H36ZM45 31L46 32V34L47 33H49L50 31ZM54 30V29H53ZM56 30H54V31H56ZM62 30H64V28H62ZM61 30V31H62ZM72 30V29H71ZM82 31H83V29H81ZM96 30V29H95ZM94 30V31H95ZM98 30V29H97ZM105 30V29H104ZM107 30V29H106ZM109 30V29H108ZM136 30V29H135ZM134 30V31H135ZM145 30H143V31H145ZM156 30H154L153 29V32L155 31L156 32ZM221 30V29H220ZM228 30V29H227ZM239 30H238V32H239ZM9 31H11V29L9 30ZM13 31V30H12ZM17 31V30H16ZM15 31V33H18V32H16ZM35 30H33V32H34ZM53 31V32H54ZM61 31H58V32H55V35H52V34H50V35H52V36H49L48 37V35H47V37H42V39H41V41L40 40H36V38L34 39L33 37V39L34 40H36V41H34L33 42V44H32V47L30 46V47H28L27 49L25 48V46H24V48L26 49V50H24V49H22V50H24V52L21 54L22 55V57H19L20 59H18V57H17V59L18 60H20V61H17V63L15 62V65H14V68H15V72H18L19 74H20V81H19V79L17 80L16 78V80L17 81H15V83L18 85L19 83L21 84V85H19L18 87L15 85V87H17V89H16V92L14 93L17 97H19V101L21 100V103H20V105H15V106H17V107H15V108H8V109H5V110H3V109H0V134L1 133H3L4 131H6L7 130V127L9 126H11L12 127V129L13 128H18V130H20L19 131V133L22 131V130H27V129H29V126L31 127V125L34 127V125L35 126H37L38 127V129H40L41 131L39 132V134H40V136L39 135H36V130L37 129H35V128H30V129H34L35 130V132H32L31 130H29V131H31L32 133H35V134H33V136H34V138L33 139H35V137H36V139H35V141L33 140L32 142H29L28 141V143L27 144H24V140L25 139H21V140H23V143H22V145L20 146H16L15 147V145H16V142L13 144L12 142H10V141H6V140H4L3 138H1L0 137V161H3V162H5L6 163V165H7V163L9 162V161H11L12 159H17V158H22L23 160H21V159H19V160H21V161H29V162H31L32 163V161H35L36 163H38L37 161H39V163H38V165L40 164V162L41 161H44V163H46V162H51V165H52V163L53 164H57V165H60V166H62V168L64 167H67V166H84L85 164H86V162L91 158V152H90V148L92 147V146H94V144H92V146L91 147H89V142H92V141H89V139L91 138L92 139V137L91 136H89L90 134L91 135H93V133H89L92 129H94V130H96L97 128H96V124L97 125H99L98 124V122H97V119H95L96 117H97V115H94V116H91V112H95L96 110H98V106L97 105H99V103L97 104V103H93L92 101L91 102H89L88 100H90L91 98L93 99V97H95L96 95H100V94H98V93H102V91L104 90V89H107V90H113V89H121V87H122V83H124V82H126V81H130V83H131V81L133 82V83H137V84H139V83H141V85H143V83H144V81H145V79H146V77H147V74L145 75L143 72H145V71H147L148 70V68L149 67H140V66H136L133 62H131L130 60H127V61H124V60H121V62H122V65H119L120 66V68H118L117 66H115V69H113V70H109L108 72L107 71H105V70H103L104 68H102V67H100V65H98L96 62H95V64L93 63L94 61H92V63H93V66H91L90 65V63H88V61H87V57H86V55L88 54V49H90L88 46L90 45H88V44H86V41H82L81 42V40H80V37H76V38H74V36L75 35H77L78 34V31H77V33L74 35V33H73V30H72V33H73V35L74 36H70L68 33V35H66V34H64V32H61ZM67 31V30H66ZM69 31V30H68ZM67 31V32H68ZM75 31V32H76ZM84 31H85V28H84ZM83 31V32H84ZM87 31V30H86ZM89 31V30H88ZM93 31V32H94ZM100 31V30H99ZM109 31H111V30H109ZM112 31H115V30H112ZM121 31H122V29H121ZM125 31V30H124ZM123 31V34L125 33ZM140 31H142V30H140ZM152 31V30H151ZM164 31V30H163ZM168 31V33L170 32L169 30H167ZM178 31V30H177ZM231 31V30H230ZM23 32V31H22ZM32 31H31V33H33ZM36 32V31H35ZM38 32V31H37ZM40 32H42V31H40ZM45 32H44V34L43 35H46L45 34ZM92 31H90V33H91ZM106 32H108V31H106ZM105 32V33H106ZM116 32V31H115ZM115 32L112 34V33H110V34H112V35H114L115 34ZM119 32H120V30H119ZM152 32V33H153ZM158 32V31H157ZM174 33H175V31H173ZM197 32V31H196ZM208 32V31H207ZM226 32V31H225ZM235 32H236V30H235ZM235 32L233 33V35H235ZM237 32V33H238ZM14 33V32H13ZM25 33H26V31H25ZM24 32H23V34H25ZM27 33H28V31H27ZM30 33V34H31ZM43 33V32H42ZM42 33H40V34H42ZM80 33V32H79ZM86 33V32H85ZM89 32H87V34H86V37H88V36H90L89 34H88ZM95 33V32H94ZM94 33H92L93 34V37H97V35H95L94 36ZM97 33H99V35H101L100 34V32H97ZM101 33H102V31H101ZM129 33V32H128ZM127 33V34H128ZM158 33H160V32H158ZM164 34H165V32H163ZM167 33V32H166ZM206 33V32H205ZM215 33V32H214ZM22 34V35H23ZM108 34V33H107ZM117 34V33H116ZM120 34H122L121 32H120ZM126 34V33H125ZM155 34V33H154ZM153 34V35H154ZM163 34V35H164ZM170 34V33H169ZM239 34V33H238ZM1 35H3V34H1ZM0 35V36H1ZM20 35H21V33H20ZM22 35H21V37H22ZM37 35H39V34H37ZM42 35V36H43ZM88 35V36H87ZM149 35V34H148ZM14 36H17V35H14ZM27 36H28V34H27ZM31 36V35H30ZM35 36V35H34ZM80 36H82V32H81V35ZM114 36H116V35H114ZM119 36V35H118ZM124 36V35H123ZM122 36V37H123ZM139 36H144V35H139ZM146 36V35H145ZM157 36H159L158 34H157ZM156 36V37H157ZM167 36V35H166ZM165 36V37H166ZM173 36H175V35H173ZM12 37V36H11ZM18 37H20V36H18ZM20 37V38H21ZM36 37V36H35ZM83 37V39L85 38L84 37V35L82 36ZM98 37H100V36H98ZM98 37H97V39H98ZM109 37V36H108ZM110 37H111V35H110ZM113 37V36H112ZM125 37V36H124ZM162 37V36H161ZM170 37H171V34H170ZM170 37H168V38H170ZM208 37V36H207ZM231 37V36H230ZM233 37V36H232ZM240 37V38H241ZM16 38V43H18V40H17V37H15ZM24 38H25V36H24ZM40 38H41V36H40ZM89 38H92V36H90ZM105 38H107V36L105 37ZM118 38V37H117ZM119 38H121V37H119ZM154 38V37H153ZM159 38V37H158ZM174 38V37H173ZM172 38V39H173ZM240 38H237V39H240ZM13 39V38H12ZM22 39H23V37H22ZM27 39V38H26ZM25 39V40H26ZM94 40H95V38H93ZM100 39V38H99ZM123 39V38H122ZM162 40H163V38H161ZM164 39H166V38H164ZM211 39V38H210ZM230 39H232V38H230ZM24 40V39H23ZM28 40V39H27ZM87 40V39H86ZM105 40V39H104ZM103 40V41H104ZM107 40H108V38H107ZM107 40H106V42H107ZM117 40H120V39H117ZM167 40V39H166ZM170 40V39H169ZM168 40V41H169ZM212 40V39H211ZM210 40V41H211ZM228 40V39H227ZM15 41V40H14ZM13 41V42H14ZM29 41H30V38H29ZM89 42H93V41H91L90 39L88 40ZM96 42L98 41V40H95ZM110 41H111V39H110ZM161 41V40H160ZM159 41V42H160ZM164 41V40H163ZM216 41H218V40H216ZM240 41V40H239ZM12 42V43H13ZM111 42H114L113 40L111 41ZM118 42V41H117ZM121 42H122V40H121ZM120 42V43H121ZM165 43H163L164 45H167L166 44V41H164ZM207 42V41H206ZM227 42V41H226ZM262 42V41H261ZM22 44H23V42H21ZM43 43V44H42ZM102 43V42H101ZM105 43V42H104ZM116 43V42H115ZM119 43V42H118ZM127 43V42H126ZM169 43H170V41H169ZM171 43H172V41H171ZM212 43V42H211ZM237 43H238V41H237ZM240 43V42H239ZM20 43H18L17 45H19ZM21 44V45H22ZM25 44V43H24ZM27 44V43H26ZM30 44V43H29ZM30 44V45H31ZM99 44V43H98ZM97 44V45H98ZM108 44H110V43H108ZM122 44V43H121ZM121 44L119 45V47L121 46ZM162 44V43H161ZM160 44V45H161ZM162 44V45H163ZM208 44V43H207ZM213 44H215L214 42H213ZM227 44V43H226ZM16 45V46H17ZM94 45V44H93ZM97 45H95V46H97ZM112 45H114V44H112ZM118 44L116 43V46H117ZM159 45V44H158ZM162 45L159 47L160 49V51H161V49L163 48L162 47ZM169 45V44H168ZM171 45V44H170ZM210 45V44H209ZM216 45H218V44H216ZM224 45V44H223ZM27 46H29V45H27ZM26 46V47H27ZM91 46H92V44H91ZM94 46V47H95ZM100 46H102V44L100 45ZM99 46V47H100ZM105 45H103V47H104ZM106 46H107V44H106ZM123 47H125L124 45H122ZM120 47V48H123V47ZM208 46V45H207ZM233 46H236V45H233ZM19 47H20V45H19ZM22 47V46H21ZM109 46H107V50L108 49H110V48H108ZM111 47V46H110ZM115 49H118L119 47H115V45L113 46ZM158 47H157V50H158ZM162 47V48H161ZM165 47H167L168 48V46H165ZM164 47V48H165ZM227 47V46H226ZM236 47H238V44H237V46ZM235 47V48H236ZM263 47V48H262ZM18 48V47H17ZM102 48V47H101ZM104 48V49H105ZM217 48H220V47H217ZM232 48V47H231ZM242 48H244V47H242ZM241 48V49H242ZM91 49H93V47L91 48ZM90 49V50H91ZM96 48H94V50H95ZM97 49H99V48H97ZM96 49V50H97ZM113 48L111 47V49L109 50V51H111ZM124 49V48H123ZM169 49V48H168ZM207 49H210V48H207ZM260 49V50H259ZM18 50H19V48H18ZM20 50H21V48H20ZM19 50V51H20ZM95 50V51H96ZM99 50H101V49H99ZM98 50V51H99ZM114 50V49H113ZM113 50H112V52H113ZM163 51H165L166 52V50H164V49H162ZM172 50V49H171ZM50 51H55L56 52V54H58V53H60V54H65V57H64V60H59V61H61L62 63H60V64H62V66L61 67H59L58 69L57 68H52V67H50V68H47V67H49V66H47V67H44L43 68V70H41V74L40 73H38V76H36L37 78H33L34 76H30V73H29V76L27 75H23L24 74V72L26 71V70H28V69H25L26 67H28L29 66V64H30V62L31 61H34L36 58H38V60H40L41 58H43L44 59V57H48V55L49 54H47L48 52H50ZM93 50H91V52H92ZM95 51H93V52H95ZM102 51H104L103 49H102ZM120 51H123V50H120ZM194 51V50H193ZM216 51V50H215ZM218 51V50H217ZM231 51H232V49H231ZM237 51H239V49L237 50L236 49V51L235 52H237ZM241 51V50H240ZM245 51V50H244ZM247 51V50H246ZM18 52V51H17ZM20 52H22V51H20ZM19 52V53H20ZM58 52V53H57ZM90 52V53H91ZM111 52V53H112ZM157 52V54H159L158 53V51H156ZM156 52H155V54H156ZM165 52H163V53H165ZM168 52V51H167ZM188 52V51H187ZM186 52V53H187ZM252 52V51H251ZM97 54H98V52H96ZM103 53V52H102ZM106 53H107V51H106ZM110 53V52H109ZM109 53H107V54H109ZM115 53H116V50H115ZM125 53V52H124ZM127 53V52H126ZM162 52H160V54H161ZM175 53V52H174ZM173 53V54H174ZM178 53V52H177ZM185 52H184V55L186 54ZM211 53V52H210ZM213 53V52H212ZM211 53V54H212ZM241 53V52H240ZM244 53V52H243ZM243 53H241L242 55H243ZM246 53V52H245ZM247 53H250V50L249 51H247ZM14 54V53H13ZM55 54V55H56ZM96 54V55H97ZM106 54V55H107ZM176 54V53H175ZM179 54V53H178ZM190 54V57L188 56V55H185V56H188V57H186L187 59L188 58H191V54L192 53H189ZM200 54V53H199ZM198 54V55H199ZM208 54V53H207ZM235 54V53H234ZM237 54V53H236ZM252 56H253V54L252 53H250ZM16 55V54H15ZM89 55V54H88ZM87 55V56H88ZM103 55H105V52H104V54ZM105 55V56H106ZM115 55V54H114ZM114 55H112V56H114ZM122 55V54H121ZM121 55H119V57L121 56ZM128 55V54H127ZM210 55V54H209ZM214 55V54H213ZM228 55H229V51H228ZM227 55V56H228ZM232 55V54H231ZM239 55V54H238ZM258 55H260V54H258ZM262 55V54H261ZM12 56H14V55H12ZM60 56V55H59ZM62 56V55H61ZM100 56H101V51H100ZM110 56V55H109ZM141 56H142V54H141ZM154 56V55H153ZM156 56V55H155ZM160 55H158V57H159ZM167 56V55H166ZM169 56V55H168ZM170 56H172V55H170ZM169 56V57H170ZM174 56V58L176 57L175 55H173ZM185 56H183V58L186 60V62L185 63H187L188 61H189V59H188V61H187V59L185 58ZM194 56V55H193ZM195 56H197V55H195ZM246 56V55H245ZM256 56V55H255ZM86 57V58H85ZM104 57V56H103ZM103 57H102V59H103ZM122 57V56H121ZM128 57V56H127ZM149 57V56H148ZM157 56H156V59L158 58ZM178 57V56H177ZM176 57V58H177ZM204 57V56H203ZM219 57V56H218ZM244 57V56H243ZM249 57V56H248ZM248 57H246V58H248ZM260 57V56H259ZM33 58H35V59H33ZM49 58V57H48ZM59 58V57H58ZM91 59H92V54H91V57H90ZM90 58H88V60L90 59ZM105 58V57H104ZM109 58H111V56L109 57ZM118 58V57H117ZM123 58H124V56H123ZM172 58V57H171ZM173 58V59H174ZM175 58V59H176ZM182 58V57H181ZM180 58V59H181ZM204 58H206V56L204 57ZM209 58V57H208ZM213 57H211V59H212ZM235 56H234V60H235ZM240 58V57H239ZM263 58V57H262ZM60 59V58H59ZM83 59H85V60H83ZM95 59V58H94ZM114 59V58H113ZM113 59H111V60H113ZM160 59V58H159ZM170 59V58H169ZM193 59V58H192ZM237 59H238V57H237ZM249 60H251V58L249 57L248 58ZM261 59V58H260ZM100 60V59H99ZM158 60V59H157ZM168 60V59H167ZM171 60V59H170ZM177 60H178V58H177ZM176 60V61H177ZM194 60L195 59H193V62H194ZM196 60H198V59H196ZM205 60V59H204ZM213 60H215V59H213ZM218 60V59H217ZM224 60H226L225 58H224ZM224 60H222V61H224ZM234 60H233V62H234ZM253 61H256L255 63L257 64V61L259 60L258 58L257 59H252ZM262 60V59H261ZM90 61V62H91ZM106 61H109V60H107L106 59ZM176 61L174 60L173 61V64L174 63H176ZM237 61V60H236ZM253 61H251V62H253ZM0 62H1V60H0ZM46 62H48V60L46 61ZM105 62V61H104ZM160 62V61H159ZM179 62H180V60H179ZM183 62V61H182ZM181 62V63H182ZM204 62H206V61H204ZM239 63H241L240 61H238ZM238 62H237V64H238ZM249 62V61H248ZM247 62V63H248ZM263 62H264V60H263ZM263 62H262V66H263ZM4 63V62H3ZM13 63V62H12ZM11 63V64H12ZM32 63V62H31ZM112 63H114V62H112ZM120 63V62H119ZM118 63V64H119ZM178 63V62H177ZM189 63V62H188ZM190 63H192V62H190ZM190 63L188 64V65H190ZM200 63V62H199ZM225 63V62H224ZM229 63V62H228ZM259 63V62H258ZM4 64H6V63H4ZM9 64V63H8ZM14 64V63H13ZM35 64H37V63H35ZM44 64V63H43ZM99 64H102V63H99ZM105 64L107 65V63L105 62ZM110 64V63H109ZM117 64V65H118ZM155 64V63H154ZM179 64V63H178ZM194 63H192V65H193ZM227 64V63H226ZM231 64V63H230ZM249 64V63H248ZM255 64V65H256ZM261 64V63H260ZM260 64H258V65H260ZM26 65H28V66H26ZM38 65H42V64H39L38 63ZM48 65H51L50 63H48ZM95 65V66H94ZM146 65V64H145ZM172 65V64H171ZM180 65V64H179ZM179 65H177V66H179ZM182 65V64H181ZM188 65H187V68H188ZM197 65H198V63H197ZM196 65V63H195V66H197ZM232 65H233V63H232ZM231 65V66H232ZM246 65V64H245ZM257 65V66H258ZM12 66V65H11ZM26 66V67H25ZM31 66V65H30ZM30 66H29V68H30ZM108 66V65H107ZM112 66V65H111ZM111 66H109V69H111L112 67ZM169 66V65H168ZM172 66H174V65H172ZM184 66V65H183ZM186 66V65H185ZM218 67H219V64L217 65ZM223 66H224V64H223ZM246 66H248V68H249V65H246ZM254 66V65H253ZM261 66V65H260ZM2 67V66H1ZM5 67H6V65H5ZM34 67H35V65H34ZM152 67V66H151ZM150 67V68H151ZM153 67H155V66H153ZM165 68H166V66H164ZM176 67V66H175ZM194 67V66H193ZM227 67V66H226ZM226 67H224L225 69H227ZM234 67H235V65H234ZM240 67V66H239ZM243 67V66H242ZM251 67H252V65H251ZM264 67V66H263ZM14 68L12 69V71L14 70ZM39 68H42L41 66H39ZM163 67H161L160 66V69H162ZM170 68H171V66H170ZM177 68V67H176ZM183 68V67H182ZM186 68V69H187ZM189 68H190V66H189ZM195 68V67H194ZM193 68V69H194ZM204 68V67H203ZM220 68V67H219ZM219 68H217V69H219ZM236 68V67H235ZM246 69H247V67H245ZM244 68V69H245ZM258 68V67H257ZM35 69L37 70V68L35 67ZM35 69H33V70H35ZM106 69H107V67H106ZM156 69H157V67H156ZM159 69V70H160ZM179 69H181L180 67H179ZM186 69H183V70H185L186 71ZM191 69V68H190ZM206 69V68H205ZM238 69V68H237ZM245 69V70H246ZM262 68H260L259 70H261ZM264 69V68H263ZM262 69V70H263ZM1 70H2V68H1ZM11 70V69H10ZM30 71V72H34V71ZM151 70V69H150ZM153 70V69H152ZM172 70V69H171ZM189 70V69H188ZM197 70V69H196ZM222 70H223V68H222ZM229 70H230V68H229ZM232 70H233V68H232ZM250 70H251V68H250ZM258 70V69H257ZM259 70H258V74H259ZM182 71V70H181ZM184 71V72H185ZM198 71V70H197ZM202 71V70H201ZM210 71V70H209ZM212 71V70H211ZM234 71V70H233ZM239 71V70H238ZM3 72H4V70H3ZM3 72H1L0 71V77L2 78V74H3ZM11 72V71H10ZM170 72V71H169ZM187 73H188V71H186ZM195 72V71H194ZM213 72H214V70H213ZM220 74H223V72L221 73V69H220ZM219 72L217 71L216 73H218L219 74ZM230 72V71H229ZM17 73V74H18ZM179 73H180V71H179ZM183 73V72H182ZM191 73H192V75H193V71H191ZM207 73V72H206ZM205 73V74H206ZM210 73V72H209ZM239 73H241V72H239ZM249 73V72H248ZM251 73H253V72H251ZM256 73V74H257ZM14 74V73H13ZM34 74H35V72H34ZM186 74V73H185ZM200 74V73H199ZM208 74V73H207ZM228 74V73H227ZM247 74V73H246ZM257 74V75H258ZM261 75H262V73H260ZM33 75V74H32ZM167 76H168V74H166ZM177 75H178V73H177ZM182 75H184V74H182ZM229 75V74H228ZM240 75V74H239ZM239 75L237 76V77H239ZM243 75V74H242ZM260 75V76H261ZM106 77V78H104V77ZM152 76H154V75H152ZM156 76V75H155ZM159 76V75H158ZM164 77H165V75H163ZM203 76V75H202ZM212 76H213V74H212ZM248 76H250V75H248ZM15 77H16V75H15ZM18 77V78H19ZM161 77V76H160ZM172 77V76H171ZM178 77V76H177ZM188 77H189V73H188ZM194 77V76H193ZM210 77V76H209ZM220 77H221V75H220ZM219 77V75H214L213 76V80H214V83H216V84H219V86L220 85H222L224 82H223V80H221V78ZM240 77H242L241 75H240ZM244 77H246V76H244ZM244 77H242V78H244ZM261 77H263V75L261 76ZM11 78V77H10ZM13 78V77H12ZM153 78H155V77H152V79ZM157 78H159V77H157ZM173 78V77H172ZM190 78V77H189ZM192 78V77H191ZM225 78V77H224ZM227 78V77H226ZM229 78H232V77H229ZM249 78V77H248ZM248 78H247V86H248V82L251 80L252 81V79L251 78H249L250 80L248 81ZM148 79H149V77L147 78V81H148ZM162 79V78H161ZM161 79H159V80H161ZM164 79H166L167 80V77L166 78H164ZM168 79H169V77H168ZM171 79V78H170ZM173 79H175V78H173ZM177 79H179V80H181L182 78H177ZM176 79V80H177ZM210 79H212V78H210ZM209 79V80H210ZM237 79V78H236ZM11 80V79H10ZM126 80V81H125ZM153 80H155V82H156V80L157 79H153ZM166 80H165V82H166ZM172 80V79H171ZM194 80V79H193ZM8 81V80H7ZM128 81V82H129ZM151 81L152 80H149L148 82H150L151 83ZM158 81V80H157ZM175 81V80H174ZM191 81H192V79H191ZM195 82H196V80H194ZM193 81V82H194ZM230 81V80H229ZM228 80H227V84H228V82H229ZM240 81V80H239ZM238 81V79H237V81H236V83L237 82H239ZM242 81V80H241ZM245 81V82H246ZM4 82L5 81H3L2 83H0V85H2V84H4ZM12 82H13V80H12ZM143 82V83H142ZM159 83H160V81H158ZM177 82V81H176ZM181 82H183V80L181 81ZM185 82L186 81H184L183 83L185 84ZM187 82H189V81H187ZM202 82V81H201ZM211 82V81H210ZM243 82V81H242ZM150 83H146L147 85L146 86H148L147 88H149L150 86H149V84ZM157 83V82H156ZM161 83H162V81H161ZM163 83H164V80H163ZM173 83V82H172ZM171 83V84H172ZM182 83V84H183ZM203 83V82H202ZM230 83V82H229ZM233 83H234V80H233ZM236 83H234V84H236ZM8 84H10V83H8ZM14 84V83H13ZM137 84H136V86H137ZM151 84H155V83H153V81H152V83ZM158 84V83H157ZM166 84V83H165ZM164 84V85H165ZM168 84H170V83H168ZM167 84V85H168ZM175 84V83H174ZM173 84V85H174ZM181 84V83H180ZM209 84V83H208ZM211 84V83H210ZM209 84V85H210ZM227 84H225V85H227ZM12 85V84H11ZM104 85V86H103ZM145 85V84H144ZM179 85V84H178ZM177 85V86H178ZM188 85V84H187ZM186 84L184 85L185 86V89L186 90H188V88H190V87H188V88H186V86H187ZM193 85H194V83H193ZM238 85V84H237ZM252 85V84H251ZM130 86V85H129ZM157 86V85H156ZM163 86V85H162ZM166 86V85H165ZM175 86V85H174ZM173 86V87H174ZM181 86V85H180ZM200 86V85H199ZM216 86V85H215ZM218 86V87H219ZM224 86V85H223ZM233 86V85H232ZM239 86V85H238ZM238 86H237V88H238ZM242 86H244V84L242 85ZM249 86H250V84H249ZM253 86V85H252ZM124 87V86H123ZM133 87H134V85H133ZM138 87V86H137ZM172 86H171V88H173ZM179 87V86H178ZM182 87V92H183V89H184V87H183V85L181 86ZM181 87H179V89L177 88V87H175L176 89H178V91H181ZM197 87V86H196ZM195 87V85H194V88L195 89H197ZM211 87V86H210ZM251 87V86H250ZM263 87H264V85H263ZM125 88V87H124ZM136 87H134L132 90H134ZM141 88H143V87H141ZM146 88V87H145ZM154 88V87H153ZM152 88V86H151V89L154 91L155 89H153ZM156 88V87H155ZM160 88H162V87H160ZM160 88L157 90V91H159L160 90ZM163 88H164V86H163ZM169 87L167 86V88H166V90L168 89ZM174 88V89H175ZM213 88V87H212ZM227 88V87H226ZM239 88H240V86H239ZM249 88V87H248ZM248 88H247V90L245 89V87L244 88H241V89H244L245 91H247L248 92ZM251 88H253L254 89V86L253 87H251ZM251 88H249V89H251ZM260 88V87H259ZM13 89V88H12ZM125 89H127V88H125ZM128 89H129V87H128ZM150 89V90H151ZM165 89V88H164ZM170 89V88H169ZM176 89H175V92H176ZM191 89V88H190ZM199 89V88H198ZM205 89V88H204ZM220 89V88H219ZM257 89V88H256ZM263 89V88H262ZM262 89H260V90H262ZM129 90H131V86H130V89ZM147 89H144V91L145 92H147L146 91ZM150 90L148 91V95L147 96H149V92H150ZM163 90V89H162ZM165 90V91H166ZM192 90V89H191ZM240 90V89H239ZM54 91V95L56 96V98L58 99V105H53L57 100H55V102L53 101V98H49V94L51 93V92H53ZM106 91V90H105ZM122 91H124V90H122ZM135 91V90H134ZM144 91L142 92H140V93H143V95H144ZM190 91V90H189ZM192 91H194L193 93H195V91L196 90H192ZM211 91V90H210ZM214 91H216V90H214ZM233 91V90H232ZM241 91H243V90H241ZM250 91H252V90H250ZM254 91V90H253ZM112 92H115V91H112ZM125 92H127V91H125ZM124 92V93H125ZM133 92V91H132ZM132 92H130L131 94H132ZM152 92V91H151ZM160 92V91H159ZM158 92V93H159ZM168 92V91H167ZM172 92V91H171ZM168 93V94H172V93H175L174 92V90H173V92L172 93ZM181 92V93H182ZM185 92V91H184ZM184 92H183V97L185 96V94H184ZM187 92V91H186ZM220 92V91H219ZM244 92V91H243ZM246 92V93H247ZM255 92V91H254ZM262 92V91H261ZM0 93H1V90H0ZM108 93V92H107ZM115 93H117V91L115 92ZM121 93V92H120ZM156 93V92H155ZM154 92H152V94H155ZM157 93V94H158ZM162 93H164L163 91H162ZM178 93H179V96L181 95V93L180 92H177V96H178ZM192 93V92H191ZM227 93V92H226ZM225 93V95H228V94H226ZM233 93V92H232ZM238 93V92H237ZM245 93V92H244ZM249 93V92H248ZM251 93V92H250ZM256 93H257V90H256ZM255 93V94H256ZM122 94V93H121ZM135 94V93H134ZM133 94V95H134ZM137 94H138V92H137ZM157 94H156V96H157ZM160 94H161V92H160ZM167 94V93H166ZM220 94V93H219ZM242 93H240V95H241ZM254 94V93H253ZM263 94V93H262ZM103 95V94H102ZM106 95V94H105ZM107 95H109V94H107ZM114 95V94H113ZM117 95V94H116ZM140 95V94H139ZM142 95V94H141ZM162 95V94H161ZM160 95V96H161ZM188 95V94H187ZM186 95V96H187ZM232 95H234V94H232ZM111 96V94L109 95V97ZM151 96V95H150ZM149 96V97H150ZM155 96V97H156ZM159 96V97H160ZM166 96H168V95H166ZM174 96V95H173ZM172 96V97H173ZM176 95H175V97H177ZM177 97L176 99H175V101H177L176 102V104L179 102L177 99L179 98L180 99V97ZM189 96V95H188ZM187 96V97H188ZM190 96H192V94H190ZM194 96V95H193ZM220 96H222V95H220ZM224 96V95H223ZM258 96V95H257ZM104 97V96H103ZM109 97L107 98L108 100H109ZM120 97H121V95H120ZM127 97V96H126ZM144 97H146V94L144 95ZM144 97H143V99H144ZM164 97H165V95H164ZM170 97V96H169ZM169 97H166V101H167V98H169ZM253 97V96H252ZM260 97H262V95L260 96ZM263 97H264V95H263ZM96 98V97H95ZM97 98H99L98 96H97ZM102 98V97H101ZM105 98V97H104ZM111 98V97H110ZM113 98H115V96L113 97ZM112 98V99H113ZM123 98V97H122ZM121 98V99H122ZM125 98V97H124ZM128 98V97H127ZM141 98H142V96H141ZM147 98V97H146ZM154 98V97H153ZM156 98H158V96L156 97ZM196 98V97H195ZM228 98V97H227ZM232 98V97H231ZM255 98V97H254ZM91 99V100H92ZM116 99V98H115ZM120 99V100H121ZM133 99V98H132ZM155 99V98H154ZM160 99H161V97H160ZM163 99V98H162ZM173 99V98H172ZM171 99V97H170V100H172ZM182 100H181V102L182 101H184L185 102V99L184 98H181ZM184 99V100H183ZM187 99H190L189 97L187 98ZM241 99V98H240ZM262 99V98H261ZM103 100V99H102ZM106 100V99H105ZM105 100H103V101H105ZM114 100V99H113ZM116 100H118L119 101V97L116 99ZM137 100V99H136ZM135 100V101H136ZM145 100V99H144ZM147 100V99H146ZM169 100V99H168ZM194 100V99H193ZM193 100H192V103H193ZM197 101H199L198 99H196ZM215 100V99H214ZM217 100V99H216ZM220 100V99H219ZM227 100H229V99H227ZM231 100V99H230ZM250 100V99H249ZM252 100V99H251ZM256 100H258V99H256ZM101 101V100H100ZM123 101H124V99H123ZM135 101H133V102H135ZM148 101H150V100H148ZM160 101H164V99L163 100H160ZM165 101V102H166ZM188 101V100H187ZM187 101L185 102L186 104H187ZM222 101H224V99L222 100ZM52 102H53V104H52ZM115 102H117V101H115L114 100V103ZM122 101H120V103H121ZM129 102H131V101H129ZM128 102V103H129ZM139 102V101H138ZM155 102H156V100H155ZM161 102V103H162ZM218 102H220V101H218ZM225 102V101H224ZM231 102V101H230ZM241 102V101H240ZM239 102V103H240ZM254 102V101H253ZM19 103V102H18ZM90 103H93V104H90ZM112 103V102H111ZM109 104V101L108 102H106L105 104L107 105V104H109L110 105V108H111V106L112 105H116L117 106V104L119 103H116V104ZM119 103V104H120ZM124 103H126V101H124ZM127 103V104H128ZM132 103V102H131ZM131 103H129L130 104V106L132 105ZM139 103H141V102H139ZM138 103V104H139ZM149 103H151V102H149ZM158 103H159V101H158ZM174 103V102H173ZM56 104H57V102H56ZM122 104V103H121ZM127 104H126V106H127ZM128 104V105H129ZM137 104V105H138ZM142 104V103H141ZM141 104L140 105H138V106H141ZM144 104H146L145 102H144ZM152 104V103H151ZM150 104V105H151ZM175 104V103H174ZM172 105V104H170V106L172 105V106H179V105ZM188 104H189V102H188ZM210 104H211V102H210ZM214 104V103H213ZM213 104H211V105H213ZM226 104V103H225ZM229 104V103H228ZM232 104V103H231ZM249 104H251L250 102H249ZM257 105H258V101H257V103H256ZM255 104V105H256ZM14 105V104H13ZM105 105V106H106ZM108 105V106H109ZM123 105V104H122ZM121 105V106H122ZM136 105V106H137ZM149 105V106H150ZM165 105V103L163 104V106ZM167 105H168V108L169 109H166V110H164L165 112L166 111H171L172 109H173V107L172 108H170V106H169V104L167 103ZM167 105H165V106H167ZM182 106H183V104H181ZM191 105V104H190ZM198 105V104H197ZM201 105V104H200ZM200 105H198V106H200ZM203 105V104H202ZM220 105V104H219ZM232 105H234V104H232ZM10 106H12V105H10ZM100 106V105H99ZM104 106V105H103ZM103 106H101V107H103ZM107 106V107H108ZM120 106V107H121ZM124 107V106H122L124 109L125 108H127V107H129V106H127V107ZM134 106H135V103H134ZM133 106V107H134ZM135 106V107H136ZM154 106V105H153ZM156 106V105H155ZM154 106V107H155ZM192 106V105H191ZM196 106V105H195ZM197 106V107H198ZM210 106V105H209ZM230 106V105H229ZM242 106V105H241ZM252 106H254L253 104H252ZM262 106V105H261ZM5 107V106H4ZM101 107H100V109H99V111H97V113H99L100 112V110H101V112H102V109H101ZM118 107V110H119V106H117ZM116 107V108H117ZM146 107V106H145ZM145 107L143 108H141L140 110H142V109H145ZM151 107H152V105H151ZM151 107H146V110L148 109V108H150V110L149 111H151ZM180 107V106H179ZM187 107V106H186ZM189 107V106H188ZM212 107V106H211ZM214 107V106H213ZM227 107V106H226ZM137 108V107H136ZM136 108L134 109V110H136ZM153 108V107H152ZM157 108V107H156ZM164 107H162L161 109H163ZM191 108L192 107H190V109L189 110H191ZM193 108H194V105H193ZM228 108V107H227ZM226 108V109H227ZM240 108V107H239ZM238 108V109H239ZM249 108V107H248ZM251 108V107H250ZM250 108H249V110H250ZM253 108V107H252ZM256 108V107H255ZM258 108V107H257ZM263 108V107H262ZM103 109H105V107L103 108ZM121 109V108H120ZM138 109V108H137ZM171 109V110H170ZM177 109H179V108H177ZM181 109V108H180ZM183 109V108H182ZM181 109V110H182ZM184 109H185V107H184ZM203 109V108H202ZM208 109H210V108H208ZM212 109V108H211ZM210 109V110H211ZM234 109V108H233ZM235 109H237V108H235ZM254 109V108H253ZM260 109V108H259ZM107 110L109 111V108H107ZM114 110H115V107H114ZM117 110V111H118ZM123 110V109H122ZM121 110V111H122ZM126 110H128V109H126ZM125 110V114H127L128 112H129V110H128V112ZM132 110V109H131ZM130 110V115L133 113L132 111ZM145 110V111H146ZM148 110H147V112H148ZM188 110V109H187ZM193 110V109H192ZM197 110V108L196 109H194V111H196ZM199 110V109H198ZM206 110V109H205ZM216 110V109H215ZM59 111H61V112H63L62 113V115L60 114L59 115ZM105 112H106V110H104ZM117 111H114L116 114H119V113H121V111L119 112V113H117ZM124 111V110H123ZM142 111H144V110H142ZM141 111V112H142ZM155 111V110H154ZM158 111V110H157ZM157 111H155L154 113H156ZM172 111H175V108H174V110H172ZM178 111H180V110H177V112L176 113H178ZM226 111V110H225ZM228 111H230V110H228ZM241 111V110H240ZM251 111H252V109H251ZM60 112V113H61ZM113 112V113H114ZM135 112V111H134ZM137 112V111H136ZM135 112V113H136ZM140 112V113H141ZM165 112H163V113H165ZM183 112V111H182ZM181 112V113H182ZM190 112H193V111H190ZM212 112V111H211ZM232 112H235V110L234 111H232ZM258 112V111H257ZM103 113V112H102ZM112 113V114H113ZM143 113V112H142ZM158 113V112H157ZM160 113V112H159ZM158 113V114H159ZM167 113V115L169 114V113H172V112H166ZM184 113V112H183ZM188 113V112H187ZM206 113V112H205ZM214 113V112H213ZM227 113V112H226ZM230 113H231V111H230ZM254 113V112H253ZM104 114H106V113H104ZM104 114H102V117L101 118H99V120L100 119H102V118H104L103 117V115ZM107 114H109L110 115V112L109 113H107ZM107 114H106V116H107ZM115 114V115H116ZM122 114V113H121ZM125 114H123V116L121 117V119H125L126 121L125 122H123V124L124 123H126V125H130V123H129V120H131L132 118V116L130 117V115H129V117H130V119H128L129 117H127V115H125ZM136 114H138V113H136ZM136 114H135V116H136ZM145 114V113H144ZM148 114H151V112L150 113H148ZM146 115V116H149V115ZM174 114H175V112H174ZM186 114V113H185ZM185 114H182V116L183 115H185ZM191 114V117L193 118V116H192V113H190ZM193 114H194V112H193ZM199 114V113H198ZM210 114V113H209ZM228 114V113H227ZM233 114V113H232ZM232 114H230V115H232ZM239 114H240V112H239ZM241 114H243V113H241ZM245 114V113H244ZM100 115V114H99ZM114 115V116H115ZM153 117H155V114L153 115V114H151ZM150 115V116H151ZM157 115V114H156ZM173 115V114H172ZM176 115V114H175ZM175 115H173V116H175ZM178 115H179V113H178ZM211 115H212V113H211ZM246 115V114H245ZM252 115V114H251ZM260 115H262V114H258V116H256V114L254 115V117H252V118H254V119H257V117H258V119H259V116ZM43 116H45L44 118H46V116L47 117H51V118H53V120L50 118L49 119V122H47V123H40V121L43 119L44 120V118H42ZM105 116V117H106ZM113 116V117H114ZM117 117L119 116V115H116ZM134 116V115H133ZM137 116H139V115H137ZM141 116V115H140ZM140 116H139V118H140ZM143 116V115H142ZM188 116H189V114H188ZM187 115H186V117H188ZM196 116H197V114H196ZM201 116H204V113H203V115H201ZM200 116V117H201ZM208 116V115H207ZM235 116V115H234ZM238 116V115H237ZM244 115H242V117H243ZM249 116H250V114H249ZM144 117V116H143ZM162 118H165V117H163V114H162V116H161ZM176 117H178L179 118V116H176ZM199 117V116H198ZM245 117V116H244ZM261 117V116H260ZM42 118V119H41ZM111 119H112V117H110ZM136 119H138V117H135ZM134 118V119H135ZM156 119H157V116L155 117ZM161 118V119H162ZM168 118V117H167ZM166 118V120H169V119H167ZM169 118H174V117H170L169 116ZM181 118V117H180ZM179 118V119H180ZM189 118V117H188ZM187 118V119H188ZM191 118V120L192 121H194L195 122V119L193 118L192 119ZM197 118V117H196ZM230 118H231V116H230ZM232 118H235V117H232ZM231 118V119H232ZM241 118V117H240ZM250 118V117H249ZM93 119H95V120H93ZM109 119V118H108ZM108 119H106L105 118V120L107 121ZM133 119V120H134ZM144 119V118H143ZM146 119H148L147 117H146ZM151 118H149V120H150ZM160 119V118H159ZM186 119V118H185ZM198 120H199V118H197ZM201 119V118H200ZM208 119V118H207ZM230 119V120H231ZM238 120H239V118H237ZM245 119V118H244ZM244 119H240V120H244ZM46 120V119H45ZM44 120V121H45ZM60 120H62L61 122H63L64 123V127L63 128H60V127H58L57 125H58V123L60 124ZM103 120V119H102ZM105 120H103L102 122H104ZM113 120V119H112ZM119 120V119H118ZM117 118H116V120L114 119V121H116V124L118 123L117 121ZM154 120V119H153ZM166 120H161V121H166ZM171 120H173V119H171ZM176 120V119H175ZM189 120H190V118H189ZM204 120H206V118L204 119ZM235 120V119H234ZM246 120V119H245ZM249 120V119H248ZM43 121V122H44ZM96 123H95V122ZM105 121V122H106ZM109 121V120H108ZM121 121H123V120H121ZM121 121H119L120 122V125H121ZM141 121H142V119H141ZM144 121V120H143ZM146 121V120H145ZM177 121H179L178 119H177ZM180 121H182V120H180ZM208 121H210V119L208 120ZM233 121V120H232ZM42 122V121H41ZM100 122H101V120H100ZM99 122V123H100ZM135 122H136V120H135ZM138 122V121H137ZM136 122V123H137ZM171 122V124L173 123L174 124V120H173V122L172 121H170ZM186 122V121H185ZM193 122V123H194ZM197 122V121H196ZM200 122V121H199ZM203 122V121H202ZM206 122V121H205ZM227 123H229L230 125L231 124H233L232 122L230 123V122H228V121H226ZM234 122H236V121H234ZM242 121H240V123H241ZM255 122H257V121H255ZM112 124V126H113V122H111ZM132 123H134V121L132 122ZM140 123H142V122H140ZM146 123V122H145ZM167 122H165V127L167 126V124H166ZM192 122L190 121V124H191ZM222 122H220V124H221ZM225 122L223 121V124H224ZM239 123V122H238ZM238 123H236V124H238ZM239 123V124H240ZM243 123H246V122H243ZM248 123V122H247ZM254 123V122H253ZM41 124V125H40ZM104 124V123H103ZM102 124V125H103ZM109 124V123H108ZM107 124V125H108ZM160 124V123H159ZM168 124H170L169 122H168ZM176 124L177 123H175V128H176ZM179 124V123H178ZM183 123H181V125H182ZM184 124H186V126L187 127H189L188 126V124L187 123H184ZM196 124H198V123H196ZM196 124H194L195 126H196ZM201 124V123H200ZM228 124V125H229ZM236 124H234L235 126H236ZM238 124V125H239ZM251 124V123H250ZM120 125H114V128L116 127V129H117V126H118V128L120 127V128H122ZM133 125V124H132ZM137 125H140V124H137ZM202 125V124H201ZM226 125V124H225ZM229 125V126H230ZM240 125H242V123L240 124ZM109 126V125H108ZM164 126V125H163ZM180 126V125H179ZM184 126V125H183ZM193 126V125H192ZM191 126V127H192ZM198 126V125H197ZM196 126V127H197ZM218 126V125H217ZM231 126H233V125H231ZM235 126H233V127H235ZM243 126H244V124H243ZM242 126V127H243ZM248 126L250 127L249 128V133L250 134H253L254 135V137L256 138V140L255 139H253L252 137L251 138H249L250 137V135H249V137H246V140H247V144L246 145H248L246 148V151L248 152L247 153V155H248V157L244 160L245 162H243V167H244V169H243V171H242V174H240L241 175V177H240V182L243 180V178L244 179H246L247 178V176L249 175V177H250V175H253V174H256V175H258V176H260L261 178V180H260V182H261V187H260V190L262 191L261 193L263 194V196H264V125L262 124V125H260L259 126V124L257 123V126H255V124H254V126L253 125H249L248 124ZM11 127L10 128H8V129H10L11 130ZM61 127H62V124H61ZM103 127V126H102ZM104 127H106V126H104ZM124 127H125V124H124ZM138 127V126H137ZM169 127V126H168ZM171 125H170V127H169V130L171 129ZM173 127V128H174ZM181 127L182 126H180V128H176V129H179L180 131H181ZM194 127V126H193ZM221 128H222V126H220ZM219 127V128H220ZM224 127H226V130L228 129L227 128V126H224ZM237 127V126H236ZM239 127H241V126H239ZM99 128V127H98ZM108 127H106L105 129H107ZM110 128H112V127H110ZM167 128V127H166ZM172 128V129H173ZM173 129V130H175V131H177L176 129ZM185 128V127H184ZM245 129H246V127H244ZM170 130V133L171 132H173V130ZM183 129V128H182ZM186 129V128H185ZM184 129V131H185V133H186V131L187 132H189L190 131V128H189V131H188V128H187V130H185ZM197 129V128H196ZM235 130H236V128H234ZM9 130V131H10ZM14 130V129H13ZM17 130V131H18ZM94 130H92V131H94ZM99 130V129H98ZM104 130V129H103ZM113 131L115 130V129H112ZM125 130V129H124ZM145 129H143V131H144ZM166 130V129H165ZM167 130H168V128H167ZM179 130L177 131V132H179ZM198 130H199V128H198ZM210 130V128L208 129V131ZM225 130V131H226ZM237 130H240L239 128L237 129ZM8 131V130H7ZM39 131V130H38ZM100 131H101V129H100ZM109 131V132H108ZM107 132L108 133H110V132H112V131H110V129L108 130ZM118 131V130H117ZM116 130H115V132L116 133H118ZM183 131V130H182ZM195 131V130H194ZM207 131V130H206ZM207 131V132H208ZM211 131V130H210ZM218 131H219V129H218ZM229 131H231L230 130V128H229V130H228V132ZM232 131H233V129H232ZM244 131V130H243ZM242 131V132H243ZM11 132H12V130H11ZM10 132V133H11ZM23 132V131H22ZM26 132V131H25ZM25 132H23V133H25ZM105 132H106V130H105ZM120 132V131H119ZM124 132V131H123ZM123 132H122V134H123ZM164 132H166V131H164ZM192 132V131H191ZM222 132V131H221ZM239 132V131H238ZM237 132V134H239ZM9 133V132H8ZM14 133V132H13ZM100 132H98V136L99 137H101L100 136V134H99ZM101 133H102V131H101ZM113 133V132H112ZM112 133H111V135H112ZM147 133V132H146ZM170 133L168 134V132L166 133V134H168V136L170 135ZM175 133V132H174ZM180 133V132H179ZM181 133H183V132H181ZM180 133V134H181ZM184 133V134H185ZM198 133H201V132H198ZM248 133V132H247ZM246 133V134H247ZM248 133V134H249ZM18 134V133H17ZM16 134V135H17ZM31 134V133H30ZM30 134L28 135V136H30ZM38 134V133H37ZM103 134H104V132H103ZM103 134H101L103 137V139L105 140V138L104 137H106V136H104ZM114 134V133H113ZM125 134V133H124ZM143 134H145V132L143 133ZM166 134H164V136L166 135ZM177 134V133H176ZM175 134V135H176ZM183 134V135H184ZM192 134V133H191ZM195 134H196V132H195ZM194 134V135H195ZM208 134V133H207ZM211 134V136H212V134H213V136H214V133H210ZM228 134V133H227ZM232 134H234L233 132H232ZM240 134H242V133H240ZM4 135V134H3ZM16 135H14L15 137H17ZM24 135H27V134H24ZM36 135V136H35ZM97 135V134H96ZM109 135V134H108ZM107 135V136H108ZM111 135H109V137L111 136ZM120 135V134H119ZM129 135V134H128ZM128 135H126V139L128 138L127 136ZM133 135V134H132ZM146 135V134H145ZM144 135V136H145ZM171 135H174L173 133L171 134ZM182 135V136H183ZM193 135V136H194ZM201 135V134H200ZM199 135V136H200ZM203 135V134H202ZM218 135V134H217ZM216 134H215V136L214 137H216L217 136ZM222 135H224V133L222 134ZM245 135V134H244ZM32 136V137H33ZM37 136H39L38 138H37ZM97 136V137H98ZM117 137H118V135H116ZM143 136V137H144ZM178 136H180L179 134H177V136H175V138H177ZM196 136V135H195ZM211 136L209 137V138H211ZM219 136V135H218ZM235 136H237V135H235ZM241 136V135H240ZM20 137H21V135H20ZM23 137V136H22ZM25 137V136H24ZM88 137H90V138H88ZM94 137V136H93ZM99 137L97 138V139H99ZM109 137H107V138H109ZM112 137V136H111ZM111 137L109 138V139H111ZM119 137H121V135L119 136ZM122 137H124V136H122ZM121 137V138H122ZM146 137V136H145ZM166 137H167V135H166ZM172 137L173 136H170V138L168 137L167 139L169 140V139H172ZM192 137V136H191ZM202 137V136H201ZM208 137V136H207ZM223 137V136H222ZM7 138H9V137H7ZM19 138V137H18ZM17 138V139H18ZM27 138V137H26ZM96 138V137H95ZM94 138V139H95ZM101 138V139H102ZM124 138V139H125ZM130 138H131V136H130ZM180 138H182V137H180ZM190 138V137H189ZM199 138V137H198ZM236 138V137H235ZM93 139V140H94ZM96 139V141H94L95 142V145H96V143H97V140ZM115 139H117V138H115ZM124 139L122 138V139H120V138H118V140L120 141V140H123V143L125 142L126 143V141H124ZM196 137L194 138L193 137V140H194V142L196 141ZM200 139V138H199ZM203 139H204V137H203ZM212 139V138H211ZM218 139V140H217ZM217 141H219V139H220V137H217ZM223 139H225L224 137H223ZM227 139H229V138H227ZM226 139V140H227ZM242 138H240V140H241ZM19 140V142L18 143H21L20 142V139H18ZM30 140H32V139H30ZM113 140H114V136H113ZM113 140H111V142L113 141ZM132 140H134V139H132ZM132 140L130 141V139L129 140H127V142H132ZM164 141H165V139H163ZM162 140V141H163ZM173 140H175V139H172V141ZM189 140H191V139H189ZM215 140V141H216ZM234 140V139H233ZM239 140V139H238ZM244 139H242V141H243ZM101 141V140H100ZM103 141V140H102ZM109 140L107 139V142H108ZM115 141V140H114ZM214 141V142H215ZM223 141V140H222ZM106 142V141H105ZM105 142L103 141V143L105 144ZM116 142L118 143V141L116 140ZM191 142H192V140H191ZM194 142H192V144L194 143ZM197 142L199 143V141H198V139H197ZM201 143H202V139H201V141H200ZM204 142V141H203ZM224 142V141H223ZM222 142V143H223ZM229 142H230V140H229ZM231 142H232V140H231ZM241 142V141H240ZM239 142V143H240ZM244 142V141H243ZM167 143V142H166ZM188 143V142H187ZM198 143H197V146H198ZM212 143V142H211ZM211 143L209 142V144L211 145ZM101 144L102 143H100L99 145L101 146ZM129 144H131V143H129ZM134 144V143H133ZM132 144V145H133ZM170 144V143H169ZM172 144V143H171ZM189 144H190V142H189ZM208 144V145H209ZM220 144V143H219ZM242 144V143H241ZM241 144H238V147L241 145ZM12 145H14V147L12 146ZM107 145V144H106ZM115 146H116V143L114 144ZM145 145V144H144ZM177 145V144H176ZM194 145V144H193ZM192 145V146H193ZM204 145V144H203ZM215 145H216V143H215ZM214 145V146H215ZM222 145V144H221ZM244 145V144H243ZM12 146V147H11ZM108 147H109V145H107ZM107 146H104L103 148L104 149H106L107 148ZM113 146V145H112ZM128 146V145H127ZM127 146L125 147V148H127ZM163 145H161V147H162ZM167 146V145H166ZM172 146H173V144H172ZM171 146V147H172ZM183 146H185L184 144H183ZM187 146H189V145H187ZM206 146V145H205ZM233 146V145H232ZM236 146V145H235ZM99 147V146H98ZM120 147V146H119ZM130 147H131V145H130ZM196 147V146H195ZM201 147V146H200ZM204 147V146H203ZM206 147H209V146H206ZM213 147V146H212ZM211 147V148H212ZM216 147H218V145H216ZM221 148H222V146H220ZM226 147V146H225ZM228 147H230V146H228ZM234 147V146H233ZM92 148H95V147H92ZM92 148H91V150H92ZM113 148V147H112ZM115 148V147H114ZM114 148H113V150H114ZM121 149L123 148V146H121L120 147ZM120 148H119V150H120ZM128 148H129V146H128ZM134 148V146H132V148L130 149V151L132 152V149ZM174 148H176V147H174ZM173 148V149H174ZM181 148V147H180ZM192 148V147H191ZM210 148V147H209ZM215 148V147H214ZM241 148H243V147H241ZM100 149H101V147H100ZM137 149V148H136ZM167 149V148H166ZM165 149V150H166ZM173 149H171V151L173 150ZM177 149H178V146H177ZM177 149H175L174 151H176ZM188 149H190V146H189V148ZM187 149V150H188ZM193 149V148H192ZM197 149V148H196ZM235 149H237V147L235 148ZM240 149V148H239ZM245 149V148H244ZM112 150V149H111ZM112 150V151H113ZM137 150H140V149H137ZM168 150H169V148H168ZM181 151L182 150H185L186 151V149H180ZM96 151V148H95V150H94V152ZM97 151H98V148H97ZM108 151H109V149H108ZM117 151V150H116ZM121 151V150H120ZM119 151V152H120ZM122 151H124V150H122ZM121 151V155H124V154H122L123 152ZM127 151H128V149H127ZM126 151V152H127ZM129 151V153H131ZM179 151V150H178ZM177 151V152H178ZM180 151V152H181ZM184 151V152H185ZM195 151V150H194ZM226 151H229L228 149L226 150ZM234 151V150H233ZM238 152H240L239 150H237ZM236 151V152H237ZM244 151V150H243ZM99 152V151H98ZM114 152V151H113ZM138 152V151H137ZM142 152V151H141ZM170 152V151H169ZM177 152L174 154V155H176L177 154ZM229 152H231V150L229 151ZM245 152V151H244ZM102 152H100V154H101ZM106 153H108V152H106ZM111 153V152H110ZM109 153V154H110ZM116 153V152H115ZM129 153H127V154H129ZM144 153V152H143ZM150 153V152H149ZM152 153V155H153V151L151 152ZM173 153V152H172ZM181 153H183V151L181 152ZM186 153V152H185ZM185 153H183V154H185ZM233 153V152H232ZM235 153V152H234ZM95 154V153H94ZM117 154H118V152H117ZM126 154V153H125ZM134 154H135V152H134ZM161 154V153H160ZM178 154H180V153H178ZM243 155H244V153H242ZM93 155V154H92ZM97 155V154H96ZM99 155V154H98ZM119 155H120V153L118 154V155H116V156H114V154H113V156H114V159L118 156L119 157ZM136 155V154H135ZM140 155H142L141 153H140ZM168 155V154H167ZM226 155H228V153L226 154ZM231 155H233V154H231ZM235 155H237V154H235ZM125 156V158H127V157H130L129 155L127 156V155H124ZM124 156H123V159H124ZM137 156V155H136ZM162 156V155H161ZM189 156V155H188ZM97 157H100V155L99 156H97ZM97 157H95V158H97ZM103 157V156H102ZM110 157V156H109ZM135 157V156H134ZM157 157V156H156ZM155 157V158H156ZM172 157V156H171ZM178 157V156H177ZM176 156L174 157V159L175 158H177ZM187 157V156H186ZM230 157H233V156H230ZM236 157H238V155L236 156ZM235 156H234V158L233 159H235L236 158ZM241 157H243V156H241ZM246 157V156H245ZM101 158V157H100ZM104 158V157H103ZM139 158V157H138ZM141 158H143V157H140V159ZM154 158V157H153ZM164 158V157H163ZM239 158V161H240V157H238ZM244 158V157H243ZM91 159H93V157L91 158ZM90 159V160H91ZM104 159H106V158H104ZM108 160H109V158H107ZM111 159V158H110ZM120 159H122V158H119L118 160L120 161ZM162 159V158H161ZM173 159V161H175ZM178 159V158H177ZM228 159H229V157H228ZM230 159H232V158H230ZM9 160V161H8ZM18 160V161H19ZM95 160H97V159H95ZM133 160H134V158H133ZM142 160V159H141ZM156 160H157V158H156ZM179 160H180V157H179ZM8 161V162H7ZM24 161V162H25ZM26 161V162H27ZM94 161V160H93ZM110 161H112V160H110ZM114 162L116 161V160H113ZM112 161V162H113ZM124 161V160H123ZM128 161V160H127ZM132 161V160H131ZM136 161V160H135ZM147 161V160H146ZM148 161H150V160H148ZM151 161H152V159H151ZM151 161H150V163H151ZM155 161V160H154ZM169 161V160H168ZM181 161V160H180ZM180 161H177L178 163L180 162ZM185 161V160H184ZM237 161V160H236ZM236 161H235V164H238V163H240V162H237L236 163ZM243 161V160H242ZM241 161V162H242ZM12 162H13V160H12ZM11 162V163H12ZM21 163V164H24L23 166H25L26 167V165L25 164H27V163ZM35 162H33L34 164H35V166H36V163ZM92 162V161H91ZM90 162V163H91ZM112 162H110L111 163V165H113L112 164ZM125 162L126 161H124V164H125ZM158 162V161H157ZM164 162V161H163ZM176 162V163H177ZM181 162H183V160L181 161ZM186 162H189V161H187L186 160ZM192 161H190L189 162V164L191 163ZM226 162V161H225ZM231 162V161H230ZM14 163V162H13ZM16 163H18V162H16L15 161V164ZM32 163V164H33ZM42 163V162H41ZM48 163V164H49ZM109 163V162H108ZM108 163L106 164L107 165V168H103V170H108ZM110 163H109V166H110ZM118 163V162H117ZM139 163V162H138ZM138 163H129V164H126V165H124L123 167H122V164H121V162H120V164L121 165H119L118 164V166H120L121 168H119V170H117L116 169V171H114L113 173H112V176L110 177V178H106V179H103V180H98V181H92V180H95V179H92V178H94V177H92L91 179V181L92 182H90V181H86L85 182V179H84V177H83V175L86 173V172H84V170L85 169H87V168H82V169H84L83 170V172L84 173H82V174H79V176H81L83 179H84V182H82L81 183V188H83V189H85L84 191H82L81 190V192H82V199H83V197L85 198L84 200H81V202L80 203H78L77 204V200L76 199H74V196H73V199L74 200H76V201H72V202H76V204H71L72 202H70V203H68L67 202V200H65L66 202H67V204H69V206H64L63 207V205H64V202L65 201H61V202H59L61 199H59V203H63V205H62V208H61V206L59 207L60 209H58V215H57V218H56V220H55V224H54V226H55V229L52 231V232H49V233H46V234H43L42 233V235H40L39 236V238L37 239V241H36V243H35V240L33 241V242H30L29 240H28V242L31 244H29L28 246L27 245H25L24 247H25V251L23 252L24 253V255H25V257H26V260L28 261H35L36 262V264L38 263V264H126L124 261H126L127 262V258L126 257H124L123 255V249L125 248L126 249V251L127 252H129L130 253V251H133L137 246H142L143 244H146V246H147V243L146 242H148V243H151V242H154V240L156 239V240H158L157 238H159V236L156 234H151V233H149V232H145L144 230H140V228H139V230L138 231H135V232H133L132 230H130L131 228H132V226L130 225V229H124V228H122V227H116V225L114 226V223H124V222H126L127 220H130L129 218L130 217H133V216H130L129 217V215H133V214H135V212L137 211V209H139L140 207H141V205H142V207H144V206H149V204H150V202L151 201H153V199H154V197L153 196H151V194H150V191H149V188L148 189H145V186H148L149 187V185H150V176L149 177H146V179H148L149 178V180H143L144 179V176H143V172H144V170H143V164H142V167H140L139 165H138ZM141 163V162H140ZM165 163V162H164ZM173 163V162H172ZM170 164V165H174V164ZM193 163V162H192ZM227 163V162H226ZM234 163V162H233ZM21 164L19 163V165L21 166ZM95 164V163H94ZM96 164H97V161H96ZM102 164V163H101ZM153 164H155V162L153 163ZM160 164H162L161 162L158 164V166L160 165ZM18 165V164H17ZM30 165V164H29ZM37 165V166H38ZM42 165V164H41ZM47 165V164H46ZM50 165V164H49ZM48 165V166H49ZM51 165H50V167H51ZM92 165V164H91ZM115 165V164H114ZM163 165V164H162ZM165 165V164H164ZM183 165H185L186 166V164H184L183 163ZM191 165H193V164H191ZM227 165H229V164H227ZM226 165V166H227ZM10 167H11V169H13L14 167H15V165H13V168H12V166L11 165H9ZM19 166V167H20ZM23 166L21 167V170L19 169H17L18 171H23V172H25V169L23 168ZM44 165H42L41 166V168L43 167ZM53 166H55V165H53ZM60 166L59 167H57V168H60ZM71 166L69 167V168H71ZM77 166H76V168H77ZM98 166V165H97ZM117 166V165H116ZM115 166V167H116ZM165 166H167V165H165ZM185 166H183V167H185ZM0 167H2V165H0ZM9 167V168H10ZM30 167V166H29ZM40 167V166H39ZM94 167V166H93ZM95 167H96V165H95ZM106 167V166H105ZM187 168H188V166H186ZM191 167V166H190ZM3 168V167H2ZM5 168V167H4ZM27 168V167H26ZM30 168H32V167H30ZM35 168V167H34ZM45 168V167H44ZM43 168V169H44ZM47 168V167H46ZM56 168V169H57ZM68 168V169H69ZM75 168V169H76ZM90 167H88V169H87V174H89V170L91 169H89ZM97 168H101V166L100 167H97ZM97 168H95L96 170L95 171H97ZM147 168H150V165H149V167H147ZM146 168V169H147ZM159 168V167H158ZM163 168V167H162ZM176 168V167H175ZM174 168V170H176ZM178 168H180V164H179V167L177 166V169ZM231 168L233 169V166H231ZM1 169V168H0ZM15 169V168H14ZM15 169V170H16ZM33 169V168H32ZM31 169V170H32ZM40 169V168H39ZM55 169V168H54ZM65 169H67V168H65ZM72 169V168H71ZM94 169V168H93ZM114 169V168H113ZM165 169H167V168H165ZM164 169V170H165ZM172 169V168H171ZM227 169V168H226ZM231 169V170H232ZM7 170V169H6ZM27 170V169H26ZM31 170H28V171H30L31 172ZM35 170H37V169H35ZM34 170V171H35ZM46 170V169H45ZM44 170V171H45ZM47 170H48V168H47ZM46 170V171H47ZM51 170V169H50ZM49 170V171H50ZM53 170V169H52ZM64 170V169H63ZM70 170V169H69ZM79 170H80V168H79ZM78 170V171H79ZM150 170H152V169H150ZM149 170V171H150ZM163 170V171H164ZM173 170V171H174ZM185 170H186V168H185ZM230 170V169H229ZM11 171V170H10ZM9 171V172H10ZM14 170H12V172H13ZM28 171H26V173L28 172ZM59 171H60V173H62L63 171H62V169L61 170H58V171H56V172H58L59 173ZM67 171V170H66ZM72 171H74V169H72ZM78 171H76L75 170V174H76V178L78 177V175H77V172ZM90 171H94V170H90ZM94 171V172H95ZM167 171H169V169L168 170H165V173L167 172ZM178 171V170H177ZM179 171H180V169H179ZM227 171V170H226ZM30 172H28L29 174H30ZM42 172V171H41ZM54 173H55V170L53 171ZM69 172V174H70V172H71V170L70 171H68ZM68 172H67V175H68ZM98 172V171H97ZM147 172V171H146ZM188 172H190L189 170H188ZM3 173V172H2ZM2 173H1V175H2ZM32 173H34L35 174V172H32ZM37 173V172H36ZM38 173H40L39 171H38ZM44 173V172H43ZM42 173V174H43ZM47 173V172H46ZM66 172H64V174H65ZM80 173V172H79ZM92 173V174H91ZM90 174L91 175H93V172H91ZM96 173V172H95ZM99 174H102V173H100V172H98ZM104 173V172H103ZM157 173V175H158V173H159V175L157 176V177H159L160 175H161V173H160V171H158V172H156ZM155 173V174H156ZM170 173L172 174V171H170ZM169 173V174H170ZM174 173V172H173ZM179 173V172H178ZM194 173V172H193ZM230 174V172H228L227 171V174ZM63 174V173H62ZM60 175L61 177L63 176V175ZM73 173H71V175H72ZM89 174V175H90ZM110 174V173H109ZM152 174V173H151ZM168 174V173H167ZM169 174H168V176H169ZM176 174V173H175ZM180 174H181V172H180ZM228 174V175H229ZM237 174V173H236ZM3 175H6V172H5V174H3ZM41 174H39V175H37L38 177L40 176ZM70 175V176H71ZM91 175L89 176V177H91ZM44 176H46V175H43V177ZM87 175L85 174V177H86ZM97 176H98V174H97ZM146 176H147V174H146ZM152 177H155V176H153V175H151ZM163 176V182H164V180L166 179L165 177V175H162ZM161 176V177H162ZM165 176V177H164ZM171 176V175H170ZM174 176H176V175H174ZM173 176V177H174ZM179 176V175H178ZM181 176H182V174H181ZM185 176V175H184ZM183 176V177H184ZM187 176V175H186ZM231 176V175H230ZM237 176V175H236ZM52 177H53V175H52ZM51 177V178H52ZM59 177V176H58ZM80 177V179H82ZM157 177H155V178H157ZM188 177V176H187ZM248 177V178H249ZM34 178V177H33ZM72 179H73V183H72V181H71V183L72 184H74V181L76 180V178H74V175H73V177H71ZM95 178H97L96 176H95ZM160 178V177H159ZM165 178V179H164ZM168 178V177H167ZM170 178V177H169ZM232 178V177H231ZM37 179V178H36ZM54 179V178H53ZM62 179V178H61ZM65 179H66V177H65ZM67 179H69V178H67ZM71 179V180H72ZM79 179V178H78ZM77 179V180H78ZM83 179H82V181H83ZM89 179V178H88ZM152 179H154V178H152ZM151 179V180H152ZM160 179H162V178H160ZM175 179H177V178H175ZM174 179V180H175ZM155 180V179H154ZM153 180V181H154ZM166 180H168V179H166ZM165 180V181H166ZM171 181H174V180H172V178L170 179ZM169 180V181H170ZM186 180V179H185ZM184 180V181H185ZM248 180H250V178L248 179ZM37 181H38V179H37ZM36 181V182H37ZM54 182H56V180H53ZM59 180H57V182L56 183H54V182H50V184L48 185V183H47V185H45V186H47V188H46V191H43V193H42V195H41V198L40 199H38V200H40V208H41V210H42V212L44 213V210L45 209H47V210H49L48 208H46L47 207V205L48 204H50V202L49 203H47L49 200H47V194H48V192L51 194L52 193V191H51V187H50V185L52 186L53 185V187L52 188H54V186H58V189L59 188H61L62 189V192L64 191V188L66 189L67 187L69 188V187H74V189H75V184L74 185H72L71 183H69V182H65V181H67V180H65V181H63V182H58ZM69 181H70V179H69ZM160 181H162V180H160ZM180 181V180H179ZM183 180H181V182H182ZM233 181V180H232ZM41 182H43L42 180H41ZM163 182H161V183H163ZM239 182V183H240ZM243 182V181H242ZM248 182V181H247ZM252 182V181H251ZM78 184H80L79 183V180H78V182H77ZM76 183V185H78ZM166 183H168V181L166 182ZM169 183H172V182H169ZM174 183V182H173ZM233 183V182H232ZM41 184V183H40ZM153 184V183H152ZM151 184V185H152ZM179 184H181L180 182H179ZM255 184V183H254ZM254 184H252V185H254ZM259 184V183H258ZM257 184V185H258ZM37 185H39V183L37 184ZM36 185V186H37ZM70 185H72V186H70ZM157 185V184H156ZM162 185V184H161ZM243 185H244V183H243ZM249 185V184H248ZM251 185V186H252ZM259 185V186H260ZM45 186H42V188L44 187L45 188ZM153 186V185H152ZM159 186V185H158ZM170 186H172V184L170 185ZM250 185H249V187H251ZM256 186V185H255ZM161 187V186H160ZM175 187H177V185L175 186ZM240 187H241V184H240ZM39 188V187H38ZM43 188V190H45ZM56 188V187H55ZM55 188H54V190H55ZM67 188V189H68ZM159 188V187H158ZM188 188H190V191H191V188L192 187H188ZM187 188V189H188ZM242 188V187H241ZM41 189V188H40ZM57 189V188H56ZM57 189V190H58ZM73 188H72V192H73V190H74ZM156 189H157V187H156ZM176 189V188H175ZM179 189V188H178ZM240 189V188H239ZM253 189H254V187H253ZM256 189V188H255ZM69 190H71V189H69ZM76 190H78V189H76ZM75 190V191H76ZM80 190V189H79ZM157 190H159V189H157ZM168 189H166V191H167ZM172 190V189H171ZM250 190V189H249ZM39 191V190H38ZM38 191L36 192V193H38ZM41 191V190H40ZM56 191V190H55ZM55 191H54V194H55ZM156 191V190H155ZM174 191V190H173ZM186 191V190H185ZM184 191V192H185ZM188 192H189V189L187 190ZM186 191V192H187ZM250 191H252V189L250 190ZM254 191H256V190H254ZM253 191V192H254ZM42 192V191H41ZM59 192V191H58ZM77 192H80V191H77ZM85 192V193H84ZM158 192V191H157ZM252 192V193H253ZM257 192V191H256ZM255 192V193H256ZM40 193V192H39ZM38 193V194H39ZM64 193H65V191H64ZM67 193V192H66ZM65 193V194H66ZM75 193V192H74ZM161 193H163V192H161ZM174 193V192H173ZM181 193V192H180ZM190 193V192H189ZM188 193V194H189ZM191 193H192V191H191ZM259 193V192H258ZM32 194H34V193H32ZM31 194V195H32ZM41 194V193H40ZM54 194H51V196L53 197L54 196ZM63 194V193H62ZM62 194H61V196H62ZM67 194H69V192L67 193ZM73 193H71L70 195H67V196H71ZM79 194V193H78ZM153 194V193H152ZM172 194V193H171ZM170 194V195H171ZM182 194V193H181ZM180 194V195H181ZM165 195V194H164ZM183 195V194H182ZM181 195V196H182ZM185 195H187V194H185ZM254 195V194H253ZM261 195V194H260ZM26 196H28V195H26ZM29 196H30V194H29ZM35 196V195H34ZM37 196V195H36ZM40 196V195H39ZM39 196H37V197H39ZM61 196H57V197H61ZM175 196H176V194H175ZM234 196V195H233ZM232 196V197H233ZM262 196V195H261ZM23 197V199L25 198V196H22ZM66 197V196H65ZM253 196H251V198H252ZM254 197H255V195H254ZM253 197V198H254ZM256 197H257V195H256ZM256 197H255V199H256ZM259 197V196H258ZM34 198V197H33ZM68 198V197H67ZM164 198V197H163ZM178 198V197H177ZM180 198V197H179ZM184 198V197H183ZM35 200H36V198H34ZM72 199V198H71ZM233 199H234V201H235V206H237V205H239L240 204V200L242 201V199H241V195L237 192V194H236V196L235 197H233ZM254 199V200H255ZM261 199H262V197H261ZM261 199H259V200H261ZM53 200V199H52ZM56 200V199H55ZM55 200H53L52 202H56ZM69 200H70V198H69ZM171 200V199H170ZM179 200V199H178ZM182 200V199H181ZM253 199H251V201H252ZM257 201H259L258 199H256ZM24 201H26L27 203H28V201L26 200V198H25V200ZM50 201H51V199H50ZM71 201V200H70ZM79 201H80V198H79ZM1 200H0V204H1ZM22 202V201H21ZM20 202V203H21ZM29 202H31V199L29 200ZM33 202H35V201H33ZM58 202H56L57 204H59ZM65 202V203H66ZM160 202V201H159ZM164 202V205H165V202L166 201H162L161 203H163ZM179 201H177V203H178ZM248 202V201H247ZM260 202V201H259ZM258 202V203H259ZM26 203V204H27ZM156 203V202H155ZM171 203V202H170ZM169 203V204H170ZM258 203H257V205H258ZM261 203V202H260ZM259 203V204H260ZM263 203H264V201H263ZM262 203V204H263ZM22 204V203H21ZM23 204H24V202H23ZM30 204V203H29ZM29 204H28V206H29ZM35 204H37L36 202H35ZM66 204V205H67ZM139 204H140V207H139ZM158 204V203H157ZM157 204H155V205H157ZM160 204V203H159ZM172 204V203H171ZM233 204V205H234ZM248 204H250L249 202H248ZM251 204H253V203H251ZM256 204V203H255ZM261 204V205H262ZM2 205H3V202H2ZM31 205V204H30ZM33 206H34V203L32 204ZM39 205V204H38ZM60 205V204H59ZM138 205V206H137ZM163 205V204H162ZM23 206V205H22ZM24 206H26V205H24ZM24 206H23V208H24ZM27 206V207H28ZM55 206H57V205H55ZM136 206V207H135ZM2 207V209H3V207L4 206H1ZM25 208V209H28V208ZM31 207V206H30ZM37 207V206H36ZM53 207V206H52ZM97 207H99V208H102V209H104L105 207H111L113 210H110V212L111 211H113V212H115V213H112V214H109L108 212L109 211H106V209H105V211L108 213V214H105V213H103V211H98L96 208ZM134 207V208H133ZM137 207H139V208H137ZM158 207V206H157ZM247 207V206H246ZM250 207H252V206H250ZM22 208V207H21ZM20 208V209H21ZM22 208V209H23ZM32 208V207H31ZM30 208V212L32 211V209ZM110 208V209H111ZM137 208V209H136ZM146 208V207H145ZM144 208V209H145ZM148 208V207H147ZM147 208H146V210H147ZM254 208V207H253ZM252 208V209H253ZM262 208H263V206H262ZM2 209H0V210H2ZM141 209H143V208H141ZM152 209H154V208H152ZM152 209L150 210V212L152 211ZM157 209V208H156ZM5 210V209H4ZM36 210H37V208H36ZM36 210H34L33 209V211H36ZM51 210V209H50ZM54 210V212H56L55 211V208H52V210L51 211H53ZM56 210H57V208H56ZM109 210V209H108ZM249 210H250V208H249ZM255 210V209H254ZM253 210V211H254ZM261 210V209H260ZM263 210V209H262ZM21 211V210H20ZM27 211V210H26ZM25 210L23 211V212H26ZM32 211V212H33ZM39 211H40V209H39ZM38 210H37V213L39 212ZM253 211L251 212L252 214H253ZM2 212H4V211H2ZM41 212V213H42ZM45 212H47V211H45ZM49 212V211H48ZM47 212V213H48ZM138 212V211H137ZM258 212V210L256 211V213ZM260 212V211H259ZM258 212V213H259ZM20 213H22V211L20 212ZM28 214H29V212H27ZM34 213V212H33ZM36 213V212H35ZM34 213V214H35ZM37 213H36V215H37ZM145 213V212H144ZM154 213V212H153ZM152 213V214H153ZM255 213V212H254ZM257 213V214H258ZM1 214H4V213H1ZM0 214V215H1ZM23 214V213H22ZM21 214V215H22ZM39 214V213H38ZM137 214V213H136ZM233 214V213H232ZM237 214V213H236ZM256 214V215H257ZM262 214V213H261ZM261 214H258V215H260L259 217H261ZM20 215V214H19ZM20 215V216H21ZM33 215V214H32ZM32 215H31V217H32ZM40 216L39 217H41V216H43L44 214H39ZM50 215L52 216V214H51V212H50ZM50 215H49V217L47 218L46 217V215H44L47 219H49L50 218ZM54 215V214H53ZM138 215H140L139 214V212H138ZM138 215H136V216H138ZM153 215H156V214H153ZM231 215V214H230ZM2 216V215H1ZM0 216V217H1ZM4 216H6V215H3V217ZM8 216V215H7ZM7 216H6V220H8L7 219ZM29 216V215H28ZM35 216V215H34ZM33 216V217H34ZM44 216H43V218H44ZM135 216V217H136ZM145 216H147V214L145 215ZM144 216V217H145ZM235 216V215H234ZM241 216V215H240ZM264 216V215H263ZM2 217V218H3ZM23 217H24V219H26L27 220V217L26 216H24L23 215ZM26 217V218H25ZM30 217V216H29ZM28 217V219L29 220H27V221H29V223H30V220H33V219H36V218H33V219H30ZM53 217V216H52ZM134 217V218H135ZM144 217H142V218H144ZM238 217V216H237ZM9 218V217H8ZM15 218V217H14ZM13 218V219H14ZM55 218V217H54ZM141 218V219H142ZM145 218H147V217H145ZM253 218V217H252ZM262 218V217H261ZM16 219V218H15ZM18 219L20 220L21 218H17V222H18ZM38 219H42V218H38ZM51 220L53 219V218H50ZM123 219L124 220H126V221H124L123 222ZM236 219V218H235ZM234 219V220H235ZM243 219V218H242ZM111 220H114V221H112L111 222ZM137 220H138V218H137ZM140 220V219H139ZM146 220H148V219H146ZM151 220H153V219H151ZM151 220H150V222H151ZM158 220V219H157ZM239 220V219H238ZM15 222L16 220H12V219H9V222ZM26 221V222H27ZM33 221H35V220H33ZM38 221V220H37ZM36 221V222H37ZM43 221V220H42ZM46 220H45V218H44V221H43V223L45 222ZM1 222H3L4 223V221H1ZM0 222V225L2 224ZM19 222H25V220L24 221H19ZM32 222V221H31ZM35 222V223H36ZM39 222V221H38ZM48 222V221H47ZM49 222H50V220H49ZM139 222V221H138ZM142 221L140 220V223H141ZM148 222V221H147ZM150 222H148V223H150ZM153 222H155V221H153ZM234 222H236V221H234ZM5 223H8L7 221L5 222ZM40 223H42L41 222V220H40ZM39 223V224H40ZM42 223V224H43ZM135 223V222H134ZM133 223V224H134ZM143 223H145V222H143ZM143 223H141V225L143 224ZM13 224V223H12ZM17 224V223H16ZM15 223H14V225H16ZM26 224V223H25ZM41 224V225H42ZM124 224H132L131 222H126V223H124ZM132 224V225H133ZM136 224V223H135ZM139 224V223H138ZM151 224V223H150ZM160 224H163V223H160ZM159 224V225H160ZM259 224V226H260V223H258ZM9 225V224H8ZM7 225V226H8ZM11 225V224H10ZM10 225H9V227H10ZM30 225H32V223H30ZM29 225V226H30ZM37 225V224H36ZM47 225H49V227H50V224H47ZM122 225V224H121ZM120 225V226H121ZM137 225V224H136ZM140 225V226H141ZM158 225V224H157ZM236 225V224H235ZM23 226V225H22ZM34 226V225H33ZM44 226V225H43ZM46 226V225H45ZM92 226H94V228H91ZM135 226V225H134ZM147 226V225H146ZM152 226V225H151ZM154 226V225H153ZM257 226V225H256ZM258 226V227H259ZM17 227H18V225H17ZM16 227V229H18V228H20L21 226L19 225V227L17 228ZM26 227H28V225L26 226ZM26 227L24 226L23 228H25L26 229ZM35 227H40V226H35ZM34 227V228H35ZM52 227V226H51ZM124 227H126V226H124ZM128 227V226H127ZM136 227V226H135ZM138 227V226H137ZM144 227V224H143V226H142V228ZM241 228H240V230L242 229V232H247L250 236V238L251 239H256V240H258V241H260L262 244H264V224L262 225L261 224V226L256 230V231H253V230H248L245 226H240ZM0 228H1V226H0ZM54 228V227H53ZM57 228H59L60 229V231H57ZM89 228H91V231H88L89 230ZM155 228H159V226L157 227H155ZM6 229H8V227L6 228ZM9 229H12L11 230V234L10 235H12V231H13V229H15V228H9ZM15 229V230H16ZM32 229H33V227H32ZM43 229V228H42ZM88 229V230H87ZM132 229H134V228H132ZM145 230H146V228H144ZM154 229V228H153ZM152 229V230H153ZM160 229V228H159ZM239 229V228H238ZM251 229V228H250ZM19 230H21L22 231V229L20 228ZM24 230V229H23ZM27 230H28V228H27ZM27 230H24L25 231V233H29L30 231H27ZM37 230V229H36ZM39 230H41V229H39L38 228V230H37V232L39 231ZM135 230H137V228L135 229ZM158 230V229H157ZM184 230V229H183ZM33 231V230H32ZM43 231V230H42ZM47 231V230H46ZM88 231V232H87ZM161 231H162V229H161ZM186 231V230H185ZM185 231H179V233L178 234H176L175 236H172V238L170 239V240H166V239H164V237H160V242H162L161 243V245H162V249L168 254V252H170V251H173L174 249H176L177 247H178V245L181 243V242H183L185 239H187V237L189 236H187V234H186V232ZM9 232H10V230H9ZM84 232V233H83ZM164 232V231H163ZM18 233V232H17ZM24 233V232H23ZM24 233V234H25ZM27 233V234H28ZM31 233V232H30ZM29 233V234H30ZM41 233V232H40ZM162 233V232H161ZM33 234V233H32ZM32 234H31V236H32ZM39 234V233H38ZM163 234V233H162ZM15 235H17L16 233H15ZM19 235V234H18ZM33 235H35V234H33ZM76 235H79L80 236V240H78L77 242H75L73 245H72V243H70V241H71V239H74V236H76ZM9 236V235H8ZM7 236V237H8ZM12 236H14V235H12ZM24 236V235H23ZM28 236V235H27ZM37 236V235H36ZM161 236V235H160ZM17 237V236H16ZM11 237L9 236V238L8 239H10ZM25 238H26V236H25ZM45 238H48L49 239V242H51L52 243V245H49V244H43V242H44V240H45ZM14 239V238H13ZM12 239V240H13ZM28 239V238H27ZM34 239H36V238H34ZM167 239H169V238H167ZM23 240H25L24 238H23ZM22 240V241H23ZM33 240V239H32ZM155 240V241H156ZM255 240V241H256ZM11 241V240H10ZM12 242V241H11ZM23 243V242H22ZM22 243H20L19 245H21V246H23L24 244H22ZM25 243V242H24ZM13 244V243H12ZM12 244H11V246H12ZM15 244V243H14ZM16 245V244H15ZM18 245V246H19ZM20 246V247H21ZM26 246L28 247L27 249H26ZM151 246V245H150ZM149 246V247H150ZM154 246V245H153ZM10 247V246H9ZM154 247H156V245L154 246ZM154 247H152V248H154ZM8 249V248H7ZM14 249V248H13ZM12 249V250H13ZM147 249H148V247H147ZM146 248H144L143 250H147ZM24 250V249H23ZM139 250H140V248H139ZM150 250V249H149ZM149 250H147V251H149ZM263 250H264V247H263ZM11 251V250H10ZM15 251V250H14ZM13 251V252H14ZM19 251H22V250H19ZM136 251V250H135ZM140 251H142V250H140ZM144 252V251H143ZM157 252H159V251H157ZM156 251L154 252V254L155 253H157ZM221 252H222V255L223 256H226V254H228L229 255V253H227V252H224L223 250H221ZM20 253H22V252H20ZM132 253V252H131ZM152 253H153V251H152ZM163 253V252H162ZM259 253H260V251H259ZM126 254V253H125ZM136 254V253H135ZM134 253H133V258L135 257L134 255H135ZM140 254H142V253H140ZM158 254V253H157ZM262 254V253H261ZM18 255V254H17ZM24 255H22V256H24ZM129 255V254H128ZM128 255H126L127 257H128ZM137 255V254H136ZM149 255H150V253H149ZM14 256V255H13ZM15 256H16V254H15ZM14 256V257H15ZM19 256H21V255H19ZM142 256V255H141ZM144 256H146V255H144ZM148 256V255H147ZM146 256V257H147ZM130 257H131V255H130ZM138 257V256H137ZM156 257H158V256H156ZM174 257V256H173ZM172 257V258H173ZM175 258V257H174ZM262 258L264 259V253H263V256H262ZM20 259V258H19ZM25 258H23L22 260H24ZM129 259V258H128ZM140 259H141V257H140ZM150 259V258H149ZM155 260L154 258H151L150 260ZM261 259V258H260ZM21 260V259H20ZM19 260V261H20ZM131 260V259H130ZM129 260V261H130ZM134 260V259H133ZM135 260H138L137 258L135 259ZM143 260V259H142ZM141 260V261H142ZM144 260H146L145 258H144ZM157 260H159L158 258H157ZM156 260V261H157ZM161 260V259H160ZM28 261V262H29ZM128 261V262H129ZM147 261V260H146ZM170 261V260H169ZM18 262V261H17ZM128 262H127V264H128ZM137 262H140V260L139 261H137ZM142 262H144V261H142ZM147 262H150V261H147ZM158 262V261H157ZM14 263V262H13ZM24 263H25V261H24ZM34 262H32V264H33ZM141 263V262H140ZM146 263V262H145ZM153 263V262H152ZM164 263V262H163ZM230 263L232 264V261H231V258H230ZM28 264V263H27ZM134 264V263H133ZM135 264H137V263H135ZM263 264H264V262H263Z\"/></svg>",
	"mask_w": 264,
	"mask_h": 264
},
{
	"label": "built area",
	"instance_id": "obj_3",
	"mask_svg": "<svg viewBox=\"0 0 264 264\" xmlns=\"http://www.w3.org/2000/svg\"><path fill=\"white\" fill-rule=\"evenodd\" d=\"M221 248L222 245L213 244L210 248L203 251L196 264H231L230 255L226 254V256H223Z\"/></svg>",
	"mask_w": 264,
	"mask_h": 264
}]
</instances>
